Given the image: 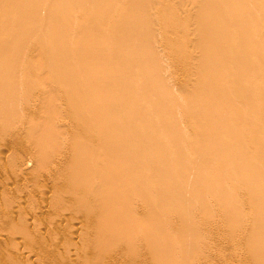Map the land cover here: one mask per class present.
<instances>
[{
    "label": "rangeland",
    "instance_id": "374dc122",
    "mask_svg": "<svg viewBox=\"0 0 264 264\" xmlns=\"http://www.w3.org/2000/svg\"><path fill=\"white\" fill-rule=\"evenodd\" d=\"M1 2L2 1H5V0H0ZM7 1V0H6ZM10 1V0H9ZM144 1V0H143ZM147 1V0H146ZM160 1V0H159ZM166 1H168V0H166ZM165 1V2H166ZM173 1V0H172ZM176 0H174L173 2H175ZM186 0H180L179 2L177 1V3H181V2H183V3H185V5L187 6H190L189 4H187L188 3V0H187V3L185 2ZM145 2V1H144ZM149 2V1H148ZM148 2H145V5H144V3L141 1V3H143V4H141L140 6H141V8L142 7H147L146 6V3H148ZM156 2V3H155ZM161 2H163V0L161 1ZM160 2V3H161ZM150 3H152L151 4V6L149 5ZM176 2H175V4H173L174 6H176V5H178ZM182 3V4H183ZM1 4V6H3V9H5L6 8V6L5 5H3V4H5V2H2V3H0ZM149 6L147 7L149 10H148V15H150V14H152V15H150V18L152 17V19H153V17L155 18V19H153V21H155V24L156 23H159V21L161 20L162 22H160L161 24H162V26H163V23H165L166 25H168L169 24V22L168 21H171V23L173 24V22H174V24H173V26L175 25L176 26V24H175V22L176 23H178L179 22V20L181 19V17H182V15L184 14V12H186L188 9H186V11H183L185 8H186V6L184 7V5H182V4H179V5H182V7L184 8H182L181 6L179 7V6H177L178 7V10H181V13H178L177 11H176V15H177V17H175L174 18V20L175 19H177L180 15L179 14H182V11H183V14L180 16V18H178V22H177V20H170V19H168V21H167V23H166V21H163L162 19H164V17L165 16H163V18H162V14H163V12H162V10H160L159 11V9L161 8L162 9V5L163 4H160V5H156V4H159L158 3V0H153V2H149ZM171 4H172V2H171ZM142 5H144V6H142ZM156 6V8H157V6H160L158 9H155L154 10V8H155V6ZM14 6H16V4L15 5H13L12 7L14 8V9H16V10H12L13 12L15 11H17L16 13H18L19 11H18V8H19V10H20V7H18L17 8V6H16V8L14 7ZM18 6H19V4H18ZM139 8H140V6L139 5H137ZM187 6V8H189ZM247 6L250 8V12H253V11H258L260 14L262 13V11L264 12V4H263V0H247ZM10 7H11V5H10ZM10 7H9V5L7 6V12L9 13V15H8V13H5V15L2 13L1 14V12H3V11H6V10H1V8L2 7H0V10H1V12H0V14H1V16L3 15V17H1L0 16V19L1 18H3V20H4V16H5V20L6 21H2L3 22V24H1L2 22L0 21V28H2V25H3V27H4V32H2V34H5V37L7 38L8 36H13V37H15V36H18L17 34H15V36H14V34L13 35H11V33H13L12 32V30L13 29H16V27H17V29L19 30L20 29V27L21 28H23V23H27L28 22V24L31 26L29 29L30 30H28V28L27 27H29V26H27L28 24H26L25 25V28H24V30H26V28H27V32H25L23 29H20V31H21V33H23L22 31H24V35H26V39H24V37L21 35V33H19V31L17 30V32H18V34H19V37H21V38H18V37H16L15 39H17L16 41L14 40V38L13 37H8L9 39H11L12 40V43L13 44H15V46L13 45H7V46H3L4 44V42L6 41H4L3 43H2V45H1V43H0V73H1V71H2V73H4L5 75H6V73L8 74H10V71H13V70H15V72H17L16 71V69L18 68V67H20L21 69H22V67H24L23 69H24V72L22 73L21 71H23V69L20 71V73H22V74H18V72L16 73V74H14V76L16 77L17 76V78H16V81H18V79H23V78H25V77H27V78H25V79H23V84L25 83L24 82V80H26V83H25V85H23L22 83H21V80H19L18 82H16V81H14V80H11L12 79V77H13V74H12V77L11 78H8L9 76H11V75H9L6 79L3 77V78H1L0 80L1 81H5V83L4 84H1V81H0V85L2 86H0V90L1 89H4L5 88V92L3 91V90H1V91H3V93L2 92H0V95H1V93L3 94V96H0L1 98H0V116H2V119H0V252L2 253V254H0L1 255V257H3V258H1L0 257V262L3 264V262H5V264L7 263V261L6 260H4V258L6 257V259H8V256H9V258H10V260L8 259V262L9 261H11V263L12 264H93L94 262V264H192V263H194V264H252L254 261L253 260H251V262H250V259H249V261H248V258L249 257H251L252 255H249L250 254V252H248L249 250L247 249V248H249V247H246L247 245H245L246 243H244V241L246 242V240H247V237H249V239H251V237L252 238H254L253 236H255L256 237V235H257V233H258V231H261L262 230V227H263V229H264V226H262V225H264V222H263V224H261L262 223V221H264L263 220V218H264V209L262 208V210H263V212H262V215H260V213L258 214V213H256L257 212V209L259 210V208H261L260 206H259V208H257L256 210H254V208L253 207H258L257 205H259V203L260 204H262L263 205V207H264V194L261 192L262 190H263V192H264V183H260V184H256V183H251V185H250V187H251V189H249L250 187H248L249 186V184H248V182L250 181V180H247L246 181V178L248 179V177H245L244 178V176L245 175H235V176H231V178L229 177V175H228V177H229V179H227L226 178V181H224V178H223V175L221 176V174H219V171L217 170V167L215 166L216 164H214V162H217V160L219 161V157H217V159H216V161L214 160V159H210V160H212V162L210 163V160L209 161H205L206 163H208V165H209V169L211 170V173L213 172L212 171V168L214 169V172L213 173H215V171H218V173H215L214 175H217L218 177H215V176H213V175H211L212 177H211V179L213 180V179H217L218 178V181H214V184L216 185V183L215 182H217V183H222L221 184V191H223V189H225L226 190V192H229L230 193V195H231V200H232V196H233V203L232 202H230V199H229V197H228V195H229V193H227V194H225L226 192H225V190L223 191V192H225L224 193V195H227V198L229 199V202L228 201H226L227 199L225 198H220L221 197V195H217V194H221V193H219V188H218V193H217V191H214L213 189H211V188H213L214 186V184H213V182H212V180L210 179V171H209V169H208V171H207V173H206V176H205V173L203 172V168H204V170H207V169H205V168H208V165H204V164H206V163H201V164H203L205 167H203V165H201V167H199L200 169H199V173H200V175H199V173L198 172H196L195 171V169L196 168H198V166L199 165H196V167H195V169L194 170H192V167L190 168V166H188L186 163L184 164V162L185 161H183L182 160V164H180V162L179 161H177L178 162V164H180V167H182L183 165H187V168H185L184 166L182 167L184 170L186 169V171H187V169H188V172H189V170H190V172H189V174H187L188 172H185L183 169H181L182 171H184V172H182L181 171V173H183L182 175H184V173H185V175L182 177V175L181 174H179V172H178V174H177V172L176 173H172V172H174L175 170H172V169H170V167L171 168H173V167H176L177 168V162L176 163H174L173 161H175L176 159L174 158V156L175 157H178L177 155H178V153H179V149H180V151L182 152H187L184 148H180V147H182V146H176L178 143H179V141L183 144L184 143V141L187 139L188 140V133H187V131L188 132H192V131H189V130H191V127H186V130H184V132H186L183 136L184 137H177L178 139H176V138H174V137H172V139H173V141H172V139H171V141H170V139H169V141H167V140H165V138L164 137H168V138H170L171 137V134L172 133H168L167 135H169V136H164L163 138H164V140H161V142H163V143H166L165 145H166V147H165V145L163 144V146L165 147H162V148H160V143H159V147L158 146H156V147H158V149L160 148L161 150H158L156 147L153 149L152 147V149L150 148H148V146L146 147V145H145V147H143V148H147V150L145 151L146 153H148L149 152V154H150V151H148V150H151V152L152 153H154L155 155H156V158L158 159L159 158V162H160V160L161 159H163V156L164 155H168V159H169V157H170V155H171V157L170 158H173V159H175V160H173L172 161V159H171V163H168V165H166L167 164V161H168V159H167V157L165 156V158L164 159H166L167 161H165L164 159L161 161V162H163V164L160 166V164L158 163V160H156V158H155V156H154V154H152L151 153V155L152 156H154L153 158V160L155 161V164L157 165V166H160V167H156V165L154 164L153 165V167H151V168H154L153 170H155V171H153L152 169V173L154 172V174H155V178H154V176H150L152 179H155V180H152L151 178H149L150 180H152V182L154 183H152L150 180H148L147 178H145L144 179V172H143V174H142V171L138 168V166H136L135 165V167H133V166H131L133 169H135L136 167V169L133 171V170H130L131 172H136V174H133L132 173V176H130V173H127L128 174V176H130L131 178L132 177H136V175H138V173L141 175H139V176H137L138 177V179L140 178V180L143 178L144 180L143 181H137V183L134 181L135 179L137 180V178H135V179H133L132 178V180H133V182H135L136 184H137V187L140 185V183L141 182H143L142 183V185L144 186V187H146L145 185V181H150V184L152 183L154 186L157 184V185H160V187H158V186H155V187H157V188H155L154 187V189L156 190V194H154V192H153V186L151 187V185H149L148 186V183H147V186L149 187V188H152L153 190H152V194H153V196L155 195V198H153L155 201H156V204H157V202H158V200H159V198H160V201L162 200V202L165 200V202H163V203H159L158 202V206L156 205V207L157 208H154V204H155V202H154V204L152 203L151 205H154V206H152L151 208H152V211H150L148 208H147V205H139V201L138 200H140V198H139V196H138V204H137V207L135 206L136 205V203L135 204H133L132 206H130L128 203L130 202V201H128V203H127V205H129L130 207L129 208H132V210L130 211V209L128 210V211H130V212H133V209H134V213H133V216L135 217L136 215H135V213H137V215H139L140 217H142V215H140V211H141V214H143L142 212L146 209V211H144L145 213L143 214V215H145V214H147V212H151V219L152 220H154V225L153 224H150V221H151V223L153 222L150 218H148L147 216L145 217V218H147V219H150L149 221L146 219V221L147 222H149L147 225H148V228H149V224H150V226L152 225V229L151 228H149V229H147V230H149L148 232H151L152 233V231L151 230H153L154 229V227H155V229H157L156 230V232L154 231V235H156L155 236V240H153L152 241V239H154V238H152V235L153 234H151V237H149L147 234H149V233H147V234H145V232H143V234H145L144 236H143V234H141L142 236H139L138 235V231L136 230V228L134 227L133 228V226H137V224L135 225L133 222L134 221H131V220H129L132 216L131 215H129L128 213H126V212H124V213H126V214H128V220L129 221H131L130 223L133 225L132 227H131V225L129 224H127V222L129 223V221L128 220H126V219H124L123 218V215H121L122 217V221H124L125 220V222H124V224L122 223L121 224V226L120 227H126V226H128V228L129 227H131V231L133 230V229H135V231L137 232V234H136V232H135V234H136V237L135 238H133V239H135L134 241L135 242H133L132 243V246L134 247V251H132L133 249H131V243L129 244V248H130V250L128 249V247L126 246V242H125V240L124 239H126L125 237L126 236H124V238H123V235L121 236V235H119L120 237H122L123 239H121L120 237V239L121 240H123L122 242H124L125 244H124V246L122 245V244H119L120 242H115L117 239H114V237H112L114 234H116L114 231V229H112V231L113 232H111V230H110V232H109V229H108V232L107 231H104V232H106L105 234L102 232L103 230L101 229L102 227L101 226H103V225H105V226H107V221L106 220H108L109 218H107L106 219V215H103L102 214V212H101V210L97 207V206H100V200H98V199H100V198H102V197H96V198H98V199H96V205H97V202H99V204L97 205V206H95V205H93V203L95 204V202H92L93 200H94V198H95V196H98V195H96L97 194V190L96 189H93V190H96V191H93V192H91L92 194H95V196L93 195V197L94 198H92V199H90L91 197H89V196H91V195H88L90 192H88V193H84V191L83 190H85L84 189V187L82 186V185H84L83 183H82V189H80V185L78 184V183H81V181H79L78 179H76V178H79V179H81L80 178V176H84V175H82L83 173H82V169L83 170H86V169H88L87 167H86V169H84L83 167H77L76 169H80L81 168V170H79V171H77L76 170V174L78 173V174H80V171H81V175L79 176L78 174V176L79 177H77V175L75 176V175H73V176H71L72 175V172L74 171L75 172V167H73L74 168V170H72L71 171V169H73V168H71L70 169V171H69V165L67 164L66 165V162L68 161L69 162V160H70V165H71V159L70 158H73V152H74V148H76L77 150H79L80 148L79 147H85V148H87V146H89V145H91L92 144V142L89 140V142L91 143V144H89V142H88V140H87V138L89 137V139L91 138V137H93V136H91L90 134H88V135H90V136H88L87 138H86V135H82V133H84V129L83 128H85V129H87V132L88 131H90L92 128H86L85 126H86V123L88 124L89 122L90 123H93V124H90V126H92V127H94V129H95V131L94 130H92V132H90V133H93V134H95V132H98L99 130L100 131H102L103 129H105L104 131H102V133H104L105 134V139L103 138V140H104V142H105V140L106 139H110V137H112V134L111 133H113V130H114V128H112V129H110V130H112V132L109 130V128H111V127H107V126H112V125H115V124H110V122H111V120H112V122H114V123H116V122H118L119 121V125H121V122H120V120H118V121H116L115 122V120H113L112 118H116V117H118V115L119 114H117V112L116 111H118L117 109H115V110H113V106L115 107V108H118V109H121V107L120 106H122V104H123V102L121 101L122 99L121 98H119V94L118 93H120V91L118 92H113L112 93V89L110 90L109 88H108V84H110L111 86H114L113 85V83H112V81H113V79H114V81H116V82H118L116 79H118V77L117 76H119L120 78L123 76V78H124V76H125V74H126V76L127 77H130V78H132L133 76H131V74L128 72V71H131V66L128 68V69H130V70H127V68H126V70L124 69H121V76H120V73L118 72L119 70H117V69H119V68H121V66H119V64H121V62H122V59L123 58H126L127 56H131L132 57V55L131 54H129V53H126L124 50L122 51L121 49V51L122 52H125V53H119V54H121V55H119L118 56V53H117V51H115L116 50V48H113L111 45L110 46H108V42H110V43H112V39L110 38H107L109 35H110V31H111V28H110V26H111V24H109V23H112L111 21H113V20H115V19H113V20H110V22L108 21V19L106 18V22H102V21H100L99 20V22L100 23H103V24H95V27H96V29H95V27H93L94 25H91L95 30L93 31V30H91L92 29V27L90 28L89 26H88V29H90L91 30V33H92V36L94 37V38H96V40L97 41H94V42H97V43H99V44H97L98 45V50H99V48L100 49H102L101 48V42L102 41H105L106 40V38H107V40H110V41H108L107 42V40H106V43L107 44H105L106 46H105V48H103L104 49V51L103 50H100V51H97L98 53L99 52H102V53H100V54H103V55H101V56H99L98 57V60H99V58H100V60H102L101 58H103V57H105L106 56V50L105 49H107L108 47L110 48H112V50H108V54L110 55L111 53V55H110V57H109V55L107 54V56L108 57H106V58H104L105 59V64L103 65V64H101V65H103V66H106L107 68H105L104 69V67H102L101 66V68H103V69H101V68H98V67H100L99 65V63L98 62H100L101 63V61H97L96 59H97V57L96 56H94V57H96V59L95 58H93V56H91L90 55V53H89V55L91 56L90 58H93V59H90L89 58V56H87V54H86V52H85V55L87 56H83V58H85V59H83V58H81V59H83V60H86V58H87V61H91V60H94L95 62H97L96 63V65L98 66V67H96L95 66V68L98 70H103V72L101 71H99L98 73H95L96 74V76L95 77H98L99 78V81H97L96 79H98V78H95L92 74H94L93 72H95V71H93L94 69L92 68L93 66H94V64H93V62H91V64H93V66H91V68H92V74H90L89 72H90V67H89V65H88V67H89V72L87 71H85V69H86V66H85V68L83 67V68H81V67H76V65L78 64V63H74L73 65H75V67L73 66L72 67V64H70V65H68L69 63H71V61H72V56L75 54V53H78V51L76 50V48L77 49H79L77 46L75 47L72 43L70 44L69 42H71V41H73L74 39H76L77 38V40L75 41L74 40V42H76L77 43V41H79V38L80 37H82V38H84L83 40L86 42V47L84 48V51H87V53L88 52H91V51H93L96 47H94V42H93V45L91 44L90 45V47L88 46L89 45V42L87 41V37H83V36H81L82 34H80V37H79V31H76V32H74V31H72V30H66L67 31V34L70 32V33H72V35H67L65 32H63V33H65L66 34V36H65V34H61L62 35V37H61V35L59 34L58 36L60 37H58V40L59 41H57V39H56V42L54 41H52V39L54 40V38L51 36L50 38H52V39H47V33L48 32H46L45 33V31H44V33H45V37H46V39H45V37H44V35H43V37H42V39H38V38H41V36L40 35H38V34H40V33H36V35H38L37 36V38H36V35L34 36V34H35V32H34V34H33V31L36 29H34V25H35V27H37L36 26V24L37 23H35V24H33V23H30V22H33V21H27V18L26 19H24V20H26L27 22H25L22 18H21V22H22V24L20 23V18H18V19H16L17 20V22L15 23V19L13 20V22H14V24L16 25L17 23H19V24H17V25H20V26H17L16 25V27L14 28H12L11 26V29H9V25H11L12 23H10L12 20H10V18H9V20H8V16L9 17H12V14L14 15V13L13 12H11V10H10ZM176 7V8H177ZM147 8L145 9V8H143V9H145V10H147ZM190 8H192V7H190ZM10 11H9V10ZM12 9V8H11ZM48 9H50V8H48ZM47 9V10H48ZM183 9V10H182ZM47 10H45V12L47 11ZM52 10V9H51ZM51 10H49V13H51L50 11ZM145 10H141L140 11V14L142 13H146V11ZM191 10H193V9H191ZM21 11V10H20ZM75 11V10H74ZM126 11V10H125ZM154 11V12H153ZM52 12H54L53 10H52ZM153 12V13H152ZM180 12V11H179ZM190 12V10L187 12V13H189ZM192 12V11H191ZM190 12V14H193V13H191ZM194 12V11H193ZM15 13V14H16ZM48 12H46L44 15H47V14H49ZM75 13V12H74ZM76 13H77V11H76ZM129 13L131 14V12L129 11ZM144 13V14H145ZM160 13H162L161 15H160ZM187 13H185L184 15L185 16H187L188 14ZM199 13V9H198V12H196V10H195V12H194V15H189V16H187L186 18H183V21H182V25H180L181 24V22H179L178 23V26L179 27H181L182 29H183V25H187V26H189L191 23L192 24H194V23H196L197 21H195V22H193L194 21V18H193V16L196 18V16H195V14H198ZM6 14L8 15L7 17H6ZM52 15L54 14L55 15V12L54 13H51ZM50 14V15H51ZM81 16H82V18L81 17H77V19L76 18H74V19H76V20H78V19H83L82 20V23H83V21H84V16L81 14V12L79 13ZM78 14V15H79ZM84 14V13H83ZM126 14V13H125ZM143 14V15H144ZM50 15H47V16H45V19H47V17L49 18L50 17ZM52 15H51V17H52ZM75 15V14H74ZM96 16V15H95ZM95 16H93V17H95ZM126 16V15H125ZM198 16V15H197ZM50 17V18H51ZM92 17V18H93ZM96 18V17H95ZM99 18V16L97 17V19ZM142 18V17H141ZM140 17L138 18V19H135L133 22H132V25H137V23H138V25L139 26H141L142 24H143V20H145V16L143 17V20L141 21L140 19H141ZM191 19V23L189 24V22L190 21H188V19ZM73 19V20H74ZM94 19V18H93ZM124 19L125 18H123V21H124ZM159 19V21H157V20ZM186 19V20H185ZM189 19V20H190ZM24 22H23V21ZM49 20V19H48ZM75 20V21H76ZM103 20H105V19H103ZM195 20H197V18L195 19ZM8 21V22H7ZM45 21V22H44ZM44 21H41V24H40V22H38V24L37 25H39V26H41L42 25V22H43V25L44 24H47V20H44ZM141 21V22H140ZM186 21H187V23L188 24H185L186 23ZM8 23V27H7V25L5 26L4 25V23L5 24H7ZM109 22V23H108ZM10 23V24H9ZM81 23V22H80ZM134 23V24H133ZM169 24V26L171 27V28H169L168 26V30H166V32H165V30H164V28H166V26L165 27H159V25H161V24H156V26L158 25V27H156V31H155V34H157L156 36H155V38L156 37H158V39L160 38V41L162 40V38H165L166 36H165V34H168V33H170V31H169V29H172V30H174V29H176L178 26H176V27H172V24ZM13 24V25H14ZM109 24V25H108ZM258 26H259V28L262 26V21H258ZM42 25V26H43ZM98 25H99V27H100V25H102L104 28H102V29H108L107 28V26L110 28V30H107V36H106V38H102V34H106V33H103V31H99V29L101 28H98ZM196 24H194V25H190L191 26V28L193 27L194 28V26H195ZM27 26V27H26ZM81 27L83 26V25H80ZM8 28L9 29V34H7L8 33V30H7V33H6V31H5V28ZM19 27V28H18ZM33 27V31L31 30V28ZM45 27V26H44ZM112 27V26H111ZM185 27V26H184ZM189 28V27H188ZM189 29L190 30V32H192L193 31V34H195L196 32H194V31H196L195 29ZM2 29H0V32L2 31ZM87 29V30H88ZM98 29V31L96 32L97 34H95V31ZM16 30H14V31H16ZM90 30H88L89 32H87V34L89 33V36L90 37H88V39L89 38H91V35H90ZM101 30V29H100ZM164 30V31H163ZM29 31H32V33H29ZM69 31V32H68ZM72 31V32H71ZM176 31V30H175ZM179 31H181V29L179 28V29H177V31L176 32H174L173 33V31H171L172 33L171 34H173L172 36H174V37H176L175 36V33L177 34ZM185 30H183V31H181V32H179L182 36H184V34H185V37L186 36H188V33H189V31H188V29H187V31H185ZM17 32H14V33H17ZM74 32V33H73ZM100 32V33H99ZM109 32V33H108ZM115 33L114 31H111V35H116L117 33H115V34H113V33ZM163 32H165V34H163ZM184 32V33H183ZM188 32V33H187ZM27 33L29 34V36H30V34H33V36L34 37H30L31 38V40H29L27 37H29L28 35H27ZM43 33V34H44ZM75 33H76V37L74 36L75 35ZM179 33H178V35H179ZM256 33H259V30L256 32ZM94 34L95 35H99V38H98V36H94ZM170 34V35H171ZM187 34V35H186ZM192 34V33H191ZM192 34V35H193ZM0 35H1V33H0ZM6 35H8V36H6ZM52 35V34H51ZM165 36V37H163V36ZM170 35H167V40L165 39V41H167L166 42V44H165V42H163V40L159 43L157 40H155L154 42H155V44H157L158 46H160L159 48H163L162 49V52H161V49H159V51H158V49H156V48H158V46H156L155 44H154V42L151 44V42H150V40L149 41H147V43L148 44H145V45H148L149 46V42H150V46L149 47H152V49H151V51L153 50V49H156L158 52H157V54L159 53L160 54V56H159V58L161 57V56H166V57H161V61H162V63H164V65L165 66H163V70H164V68H165V70H167V71H162V72H164V75H165V72H167V73H169L168 75H170L169 76V79H164L165 77L166 78H168V76H163L162 78L164 79V81H166V83H167V80H169L168 81V85L169 86H172L171 84H173L174 86L176 85V87L174 88V87H172V88H174V89H181V86H184V84L186 83L187 84V86H186V84H185V86H186V89H185V91L187 90V88H188V90H189V88L190 87H192L193 88V86H194V84H196V82H195V77L196 76H193L194 74V70H192L191 68H193L195 65L194 64H196L197 63V58H196V60H195V56H196V54H198L197 55V57L199 56V53H197V51H195L194 53L195 54H192V53H190L191 52V50L193 49L191 46H193V45H190L191 43H193L194 44V42H195V44H196V41H197V39L195 40L194 39V37H195V35L193 36V38H191V39H193L194 40V42H193V40H191V39H188L187 37L185 38V37H180L181 35H179V37H180V39L179 40H181L182 38V41H183V43H185V45L187 46V51H186V53H184L183 55H185V58H183L184 56L183 55H181V57L184 59V60H178L177 59V61H179L178 63H180L181 61H183V63L181 62V64H183L182 66H181V64H180V67H182V68H177L178 66H177V61H176V56L175 55H173L172 54V47H173V43L171 42V39H172V41H173V39H174V42H180L177 38H178V36H177V38H170L171 36ZM49 36V35H48ZM53 36H55V34L53 35ZM70 36H72L73 37V39L72 40H70ZM105 36V35H104ZM112 36V38H114ZM170 36V37H169ZM214 36V35H213ZM2 37V39L0 40V42H2L5 38H4V36L2 35L1 36ZM0 37V38H1ZM56 37H57V35H56ZM64 37H65V39L68 41H66L65 43H67L66 45H65V43H64V47L67 49H69L68 51H70L71 49L70 48H73L71 51L73 52V51H77V52H73V55L72 56H68L70 59H71V61L69 62L68 61V63L66 64V67H67V69L68 70H70L69 72L70 73H72V74H74L73 76H72V74H71V76L72 77H77L78 78V76L80 77V81L78 82H74V81H76L75 79L73 80V78H72V80L71 79H69V78H71V76L69 77L68 75H67V69H64L65 71V76H67V77H65L64 76V72H63V75L61 74V71H60V73L59 74H57L56 72V75H55V73L53 72V70L52 69H54L53 67H51V65H52V63H53V65L55 64V69L59 66V64H61V63H63V61H65V59H67L68 60V58H64V60L62 61V57H63V54H64V52L63 53H57V52H55V51H57L58 49H60V51H61V49L63 50V48L64 47H62L61 48V46L63 45V43H62V45H60L61 43H60V41L62 40V39H64ZM68 37V38H67ZM71 37V38H72ZM110 37V36H109ZM153 37V36H152ZM152 37H150V38H152ZM162 37V38H161ZM189 37H191V35L189 36ZM196 37H198L197 35H196ZM195 37V38H196ZM4 38V39H3ZM7 38V40H9ZM93 38V39H94ZM149 38V39H150ZM154 38V39H155ZM168 38H170L169 40L170 41H168ZM185 38V39H184ZM257 38V37H256ZM22 39H24L26 42L27 41H29V42H27L28 43V45H30V44H32V45H30L29 47H32V48H29V49H23V50H21L22 48H24L26 45H27V43L26 42H23V43H26V45L25 44H23L22 43ZM61 39V40H60ZM92 39V40H93ZM101 40V42L99 41L98 42V40ZM103 39H105V40H103ZM153 39V38H152ZM151 39V40H152ZM177 39V40H176ZM191 40L192 42H190V44H189V42L188 41H186V42H188V43H186V42H184V40ZM23 40V41H24ZM80 40H81V38H80ZM95 40V39H94ZM50 41V42H49ZM89 41H90V39H89ZM9 41H6L5 42V44H7ZM61 42H63V41H61ZM73 42V43H74ZM144 42H146V40H144L142 43H144ZM171 42V43H170ZM30 43V44H29ZM51 43V44H50ZM53 43H57L56 45H54ZM75 43V44H76ZM79 43V42H78ZM77 43V44H78ZM91 43H92V41H91ZM164 43V44H163ZM170 43V44H169ZM10 44V43H9ZM22 44V45H21ZM72 45L71 47H69L68 45ZM102 44H104V42H102ZM188 44V45H187ZM194 44V45H195ZM197 44H198V42H197ZM24 45V46H23ZM28 45H27V48H28ZM55 46V50L53 49V48H51L52 46ZM57 45H59V46H57ZM97 45H95V46H97ZM100 45V46H99ZM152 45V46H151ZM165 45V46H164ZM166 45H171L169 48H167L166 47ZM190 45V46H189ZM19 46V47H18ZM22 46V47H21ZM36 46H37V48H36ZM57 46V47H56ZM91 46H93L94 47V49L92 50V47ZM147 46V47H148ZM154 46H155V48H154ZM197 46H199V45H197ZM197 46H194V48L195 47H197ZM2 47H5V49H3ZM11 47V48H10ZM21 47V49H19V50H17V48H20ZM34 47V48H33ZM88 47H89V49H88ZM148 47V48H149ZM188 47H190L191 48V50L189 49L188 50ZM41 50V51H39L38 52V50L39 49ZM64 48V51L66 50ZM108 48V49H109ZM166 48V49H165ZM9 49H11L12 50V52H10L9 51ZM33 49V50H32ZM38 49V50H37ZM50 49H52V51L53 52H51V50ZM57 49V50H56ZM91 49V51H89ZM97 49V48H96ZM134 49L136 50V47L134 46ZM167 49H171V51H164L163 52V50H167ZM196 49V48H195ZM17 50V51H16ZM25 50V51H24ZM29 50H31L32 52L34 51V53L32 54V52L31 51H29ZM83 50V49H82ZM81 50V51H82ZM148 50V49H147ZM23 51V52H22ZM31 52V54L29 53L28 54V52ZM50 51V52H49ZM59 51V52H60ZM79 51H80V49H79ZM80 51V52H81ZM111 51V52H110ZM132 51V50H131ZM154 51V50H153ZM17 52V53H16ZM25 52H27V53H25ZM49 52V53H48ZM67 52V51H66ZM72 52L70 53V54H72ZM83 52V51H82ZM94 52H95V50H94ZM93 52V53H94ZM97 52H95V53H97ZM120 52V51H119ZM150 50H148V53H147V51H146V56L147 57H149V58H152L153 57V55L156 53H152L151 52V54H153V55H150ZM165 52H170V54H172V55H170L169 56V58L170 57H172L173 56V58H174V60H175V62L174 61H172V59L173 58H171V59H169L167 56L169 55V53H168V55H167V53L166 54H163V53H165ZM192 52H193V50H192ZM198 52H199V49H198ZM12 54V53H14L15 55L13 56V57H11V58H9V54ZM50 53H51V56H50ZM57 53V54H56ZM67 53H69V52H67ZM67 53H65V54H67ZM92 52H91V54H93ZM94 53V54H95ZM104 53H106L105 54V56H104ZM114 53H115V55H114ZM116 53H117V55H116ZM189 53L190 54H192L194 57H192V58H194V59H191V57H190V55H189ZM28 54V55H27ZM56 55V57H57V60L54 58L55 57V55ZM60 55L61 56V58H58V57H60V56H57V55ZM70 54H68V55H70ZM83 54H84V52H83ZM124 54H126L125 56L126 57H123L124 56ZM9 55V56H8ZM13 55V54H12ZM53 55H54V57H53ZM96 55V54H95ZM145 55V54H144ZM29 56H33V57H29ZM79 56L81 57V55H79L78 54V58H79ZM117 56H118V58H117ZM123 57L121 60H120V57ZM129 56V57H130ZM51 57H53L56 61H54L53 60V58H50ZM66 57H67V55H66ZM76 57V55H74L73 56V58H75ZM176 57V58H175ZM180 57V58H181ZM186 57H187V59H186ZM190 57V58H189ZM77 58V57H76ZM76 58L74 59V61L75 62H78V61H76ZM89 58V59H88ZM128 58V57H127ZM134 58V60H135V57H133ZM145 58V57H144ZM162 58H165V59H167L166 61L165 60H162ZM188 58L190 59V60H188ZM22 59V61H20V60ZM61 59V61H59V60ZM69 59V60H70ZM80 59V58H79ZM81 59H80V61H81ZM103 59V60H104ZM117 59V60H116ZM169 59V60H168ZM102 60V62L104 63V61ZM108 60L110 61V63H108ZM121 62H120V61ZM190 61V63H189V65L191 64V61L194 63H192L194 66H192V67H189V65H187V61ZM17 61H19L20 62V65L19 64H15V63H17ZM52 61V63L50 64V62ZM54 61V62H53ZM58 61L60 62L59 64H58ZM73 61V62H74ZM86 61V63H88ZM117 61H119V63H117ZM164 61V62H163ZM230 61V60H229ZM228 60H227V63L229 62ZM18 62V63H19ZM21 62H22V64L24 65H21ZM57 64H56V63ZM67 62V61H66ZM66 62H64V63H66ZM83 62V65H86V64H84L85 62L84 61H82ZM94 62V63H95ZM115 62L117 63V65H115ZM233 63V64H232ZM89 64H90V62H89ZM191 64V65H192ZM231 64L232 65H234V60H232L231 61ZM231 64H227V66L228 65H230L231 66ZM18 65V66H17ZM48 65H50L49 67H48ZM57 65V66H56ZM64 66V68H66L65 67V64H61V66ZM69 67H68V66ZM80 66H81V62H80V64H79ZM78 65V66H79ZM115 66H119V68L118 67H115ZM136 66V65H135ZM142 66V65H141ZM140 66V67H141ZM186 66V67H185ZM196 66H197V64H196ZM195 66V67H196ZM229 66V67H230ZM17 67V68H16ZM72 67V68H71ZM132 67H134V65H132ZM137 67L138 66H136L135 68H134V72H135V74H137L138 76V79L141 77V76H143V78H140V79H144V75H145V73H147V72H145L144 73V65L141 67V68H139L140 70H141V72L143 71V74L140 72V70L139 69H137ZM184 67H185V70H186V72H188L187 71V69H189L190 68V71L192 70L193 72H190L191 74H193V75H191L190 73L189 74H186V72H184L185 70H184ZM187 67H189V68H187ZM14 68V69H13ZM60 68V70L63 68V67H59ZM71 68V69H70ZM49 69H51L52 70V72L54 73V74H50L51 72L49 71ZM54 69V70H55ZM95 69V70H96ZM17 70H19V68L17 69ZM57 71H58V69H56ZM105 70V71H104ZM116 70H117V72H116ZM146 70V69H145ZM234 70V71H233ZM233 70H231V71H233V72H235L236 71V68L235 69H233ZM122 71H124L125 72V74H124V72L122 73ZM146 71H148V70H146ZM169 71V72H168ZM97 72V71H96ZM126 72H128L129 73V76H128V74L126 73ZM132 73H134L133 72V68H132V71H131ZM137 72H139L140 74H138ZM229 72H230V69H229ZM229 72H226V73H229ZM232 72V73H233ZM2 73H1V75H2ZM69 73V74H70ZM89 73L90 75H92L94 78H93V80H96L95 82H93V84L91 83L90 85H91V87H92V85L94 86L95 85V89H92V88H90V85H87V86H89V88L87 89L86 88V83L87 82H89L90 80H88L86 77H88L89 75H87V74ZM118 75H117V74ZM158 73H160V72H158ZM166 73V74H167ZM173 73V74H172ZM94 74V75H95ZM231 74V73H230ZM229 74V75H230ZM18 75H22L23 76V78L20 76V78H18ZM52 75V77H50ZM59 75V76H58ZM60 75H61V77H65L66 78V80H65V82L67 83L68 82V80H70V81H72V82H74L73 84H75V85H77L78 83H83V81H86V82H84L83 84H79L78 86H74V85H72V89L71 88H69L68 87V89H67V91H66V89L64 88V89H61L62 87H63V84H65V83H63L61 80H63L64 81V79L63 78H60ZM98 75V76H97ZM117 75V76H116ZM141 75V76H140ZM150 75H154V73H151ZM160 75V74H159ZM162 75H163V73H162ZM227 75V74H226ZM30 76L31 77H33V79L32 78H30ZM53 76H54V80H55V76H56V79H58L57 77H59V80L57 81V80H55V82H56V84L55 83H52V78H53ZM91 76V77H92ZM115 76H116V79H115ZM125 76V77H126ZM136 76V75H135ZM134 76V78H136ZM0 77H2V76H0ZM81 77H82V79L83 80H81ZM14 78V77H13ZM68 78V79H67ZM88 78H90V77H88ZM3 79V80H2ZM15 79V78H14ZM27 79H31V80H28L27 81ZM61 79V80H60ZM87 79V80H86ZM133 79V78H132ZM137 79V78H136ZM137 79V80H138ZM139 79V80H140ZM185 79V80H184ZM50 80H52L51 82H50ZM77 80H79V78L77 79ZM112 80V81H111ZM121 80H122V78H121ZM121 80H120V83H121ZM136 80V81H137ZM138 80V81H139ZM197 80V79H196ZM82 81V82H81ZM107 81H111V82H108V84H107V89H105V88H103V87H105L106 85L105 84H102V82H107ZM126 81V80H125ZM136 81H134L135 83H136ZM187 81L189 82L190 81V83L192 82V83H194L193 84V86L191 85L190 86V83H187ZM28 82V83H27ZM54 82V81H53ZM57 82H62V83H60L61 84V88H60V85L57 83ZM131 82H133V81H131ZM144 82L143 80L142 81H140V84H142V83ZM198 82V81H197ZM70 83V82H69ZM69 83H67V84H69ZM95 83V84H94ZM112 83V84H111ZM120 83H116V85H115V88L117 87V85H120ZM123 83V82H122ZM122 83H121V85H122ZM54 84H55V86H54ZM67 84H66V86H64V87H67ZM88 84V83H87ZM124 84V83H123ZM129 84V83H128ZM132 83H130L129 84V86H127V87H130V85H131ZM134 84V83H133ZM133 84L131 85L132 87H133ZM144 84L145 83H143V86H144ZM181 84H183V85H181ZM103 87H102V86ZM105 85V86H104ZM109 85V86H110ZM137 85V84H136ZM139 85V84H138ZM138 85L137 86H135V84H134V86H135V88L137 87V90H136V92H135V94L137 93V95L140 97L141 96V98H142V96L144 95V93H145V89H146V85L144 86L145 87V89H143L141 86L142 85H140L139 87H138ZM181 85V86H180ZM197 85V84H196ZM200 85V84H199ZM202 85V84H201ZM204 85H206V84H204ZM4 86V87H3ZM68 86H70V84L68 85ZM111 86H110V88H111ZM177 86H178V88H177ZM188 86H190V87H188ZM54 87H55V90H54ZM71 87V86H70ZM85 87V88H84ZM118 87H120V86H118ZM116 88V90L118 89V90H120V88ZM123 86H121V88H122ZM127 87H125L124 86V88H126L127 89ZM198 87V86H197ZM200 87V86H199ZM205 87V86H204ZM59 89V91L57 90V89ZM134 88V87H133ZM151 87H149V89H148V87H147V89L149 90V92H150V89ZM185 87H183L182 89H181V92H183L182 90L184 89ZM69 89H70V91H74L73 92V94H72V92H71V94L72 95H75L74 93L76 92L77 94H76V97L78 98V100L76 99L75 101L76 102H78V104L75 102L74 103V99H73V104H71L70 106H68V104H70V103H68L67 104V102H69V100H71V99H69V100H66L65 101V97H69V98H71L72 97V95H71V97L70 96H68L69 94ZM87 91V93L85 92V90ZM90 89V91H88ZM91 89L94 91V90H96V91H94L95 93H92L91 94V96H95L97 99H99L98 97H100L101 95L103 96V98L106 100V97L110 94V93H112V94H110V95H112V96H110V97H108L107 99H109L107 102L109 103V102H111L112 101V104H113V102L115 101V103H116V101H119V102H117L116 104H114V105H112L111 103H110V105L112 106V113H114L113 111H115L116 112V114H117V116L115 115V113L114 114H112L111 112H110V109L108 110V107H106V103H105V107L107 108V110L105 109V107L104 108H102V104L104 103V102H102L101 104L100 103H97L96 101H97V99L95 98V97H92V99H91V97H90V93L92 92L91 91ZM110 90L109 91V94H107V96H106V94H104L107 90ZM114 89V88H113ZM126 89H123L122 88V92H124ZM132 88H128V90L129 91H126V92H130V90H131ZM146 89V90H147ZM191 89V88H190ZM194 89H196L195 88V86H194ZM193 89V90H194ZM200 89V88H199ZM198 89V90H199ZM205 90H206V88H204ZM203 89V90H204ZM66 91V92H68V93H66V92H64V91ZM106 90V91H105ZM192 90V89H191ZM190 90V91H191ZM201 90V89H200ZM199 90V91H200ZM203 90H201V91H203ZM58 91V93L56 94L55 92H57ZM105 91V92H104ZM134 91V90H133ZM138 91V92H137ZM189 91V93L188 92H186L187 94H189L190 95V97H191V99L193 98L192 97V95H193V92L191 91L190 92ZM64 92V94L62 95V93ZM104 92V93H103ZM108 92V91H107ZM180 92V93H181ZM6 94V96H5V94ZM17 93V94H16ZM89 93V94H88ZM177 93H179V90L177 91ZM185 92H183L182 93V95L183 94H186ZM192 93V94H191ZM15 95V97L14 96H12V95ZM58 94H60V95H58ZM104 94V95H103ZM133 95H134V92L132 93ZM185 95V97H188V95ZM56 95H58V96H61V98L60 97H58V99L61 101V102H59V100L58 99H56V100H58V102H59V104L61 103V105L60 106H57V101L56 100H53V101H56L55 103H56V107H54V105L52 106V105H50L48 102H51V101H49L51 98H55V96ZM81 95V96H80ZM181 95V96H182ZM10 96H12L13 98H11L12 99V102L13 103H15L16 105H19L20 103H21V105H19V108L20 109H15V108H18L16 105L14 106V104H9V103H7V102H10V98L9 97ZM82 97V99L80 98V97ZM184 96V95H183ZM182 96V97H183ZM9 98V101H7V99L6 98ZM64 97V98H63ZM119 98V99H115V98ZM131 97H136V95H134V96H132L131 95ZM15 98V100H13ZM56 98H57V96H56ZM64 100H63V99ZM74 98V97H73ZM93 98H95L96 99V101L95 102H93L94 100H93ZM101 98V97H100ZM113 98H114V100H113ZM6 99V100H5ZM104 99H101V100H104ZM112 99V100H111ZM188 99V98H187ZM190 99V98H189ZM62 100H63V103H62ZM100 100V99H99ZM99 100H98V102H99ZM100 100V101H101ZM111 100V101H110ZM131 100V99H130ZM7 101V102H6ZM132 101V100H131ZM130 101V102H131ZM93 102V103H92ZM128 102H129V98H128ZM19 103V104H18ZM86 103L87 104H90V106L88 107L87 105H86ZM94 103H97V104H95L94 106H95V109L96 110H98L99 108H98V106L99 107H101L100 109L101 110H99L98 112L96 111V113H94L95 112V109H93L94 111L91 113V114H96V115H91L89 112H90V107H93V104ZM118 103L120 104V108L118 107ZM51 104H52V102H51ZM58 104V105H59ZM74 104H76V105H80V108H79V106H78V108L79 109H81V107H82V109H81V111H79L78 109H77V107H75L76 105H74ZM98 104H100V105H98ZM132 104V103H131ZM240 104V103H239ZM238 104V105H239ZM9 105H12L13 107H14V110H16V111H12V106H11V109H9L10 107H8ZM97 105V106H96ZM117 107H116V106ZM130 105V104H129ZM132 105H134V104H132ZM181 105V106H180ZM179 105V108L180 107H182V102H181V104ZM235 105H237V102L235 103ZM71 106L73 107V108H71ZM107 106H108V104H107ZM187 106H189V104L187 105ZM198 106V105H197ZM239 106H241V104L239 105ZM259 106H261V105H258V107ZM4 107H6L5 109H8V110H3L4 109ZM8 107V108H7ZM87 107H88V109H87ZM169 107V106H168ZM199 108H201V106H198ZM237 107V106H236ZM235 106H234V109L236 108ZM251 107L252 106H250V108L249 109H251ZM254 107H256V106H254ZM262 107V106H261ZM87 110H86V109ZM94 108V107H93ZM110 108V107H109ZM135 108V114H136V116L138 115V109H137V107H134ZM168 111H169V109H170V107L169 108H167V106L165 107ZM164 108V109H165ZM183 108V107H182ZM195 108V109H194ZM193 109L194 110H196V107H194ZM75 109V110H74ZM92 109V108H91ZM102 109H104V110H102ZM165 109V110H166ZM192 109V108H191ZM190 108L188 109V112H189V110H190V112L192 111ZM206 111H207V109H206V107L204 108ZM204 109H200V110H202L199 114H201V116L200 117H202L203 118V116L205 117V119H206V123L205 124H209V128H208V130H207V132L208 133H210V132H212L213 134H212V136H214V138L212 137L211 138V136L209 137V135H211V133L209 134V135H207V134H205V135H207L206 137L208 138V140H209V142H210V140L213 142L214 140H215V138H216V136H215V134L214 133H216L217 132V130L215 131V130H213L212 129V127H210L211 126V124L213 123V121L211 122V124H210V121H211V119L210 118H212V120L213 119H215V126L214 127H216L217 128V122H219L220 123V121H217L216 120V117L215 116H213L212 117V115H210V114H206L207 115V117H208V115H210V118L208 117V119L206 118V116L205 115H203V110ZM238 109H239V107H238ZM241 109V108H240ZM107 112H106V111ZM167 110L166 111H164V112H167ZM198 108H197V112H198ZM199 110V111H200ZM10 111H11V113H10ZM77 111H79V112H77ZM87 111H89L88 113H87ZM92 111V110H91ZM105 111V112H104ZM108 111H109V113H108ZM122 111V110H121ZM205 111V112H206ZM240 111V110H239ZM8 112L10 113V114H8ZM76 112H77V115L80 117V115L82 116V117H85L86 115H91V116H93V118H95L96 116H99V118H102L103 116H104V118L102 119L103 121H100L101 123L103 122H105L104 121V119H106L105 117L106 116H109V117H107V118H110L112 115H115V116H112V118H110V121H109V119H107L106 121H107V123L108 124H110V125H106L105 124V126L108 128H106V127H104V124H102L101 125V123H99L101 126H103L102 127V130L100 129V126L98 125V122H99V120H101V119H99V120H97V121H95V122H97V124H95L94 122H92L93 120V118L91 119L92 121H90V116L88 117V119L85 117V119L84 120H86L87 119V121H85L86 123H85V126L83 125V121L80 123V124H82V125H80L81 127H82V129L83 130H81V127L79 126V122L77 123V127H75L76 126V123L74 122L75 121V119L73 120V118H74V116H76L77 117V115H75L76 114ZM193 112V113H192ZM191 113H190V115H192V117H194L195 115V112L194 111H192ZM204 112V113H205ZM97 113H101L100 115L102 116V117H100V115H97ZM107 115H106V114ZM111 113V114H110ZM121 113V112H120ZM110 114V115H109ZM198 114V115H199ZM185 114H183V116H184ZM189 114L187 115V116H190ZM194 115V116H193ZM197 115V116H198ZM186 116V115H185ZM184 116V118L183 119H185V120H183L184 122V124H185V122L187 123L188 121H190V120H188L187 121V119H189V117L187 118V116L185 117ZM79 117H77V118H79ZM199 117V119L201 120L202 118H200ZM1 118V117H0ZM187 118V119H186ZM191 118V117H190ZM80 119V118H79ZM78 119V120H79ZM83 119H80L79 121H81V120H83ZM97 119V118H96ZM96 119H94V120H96ZM118 118H116V120H117ZM192 119V118H191ZM73 122H72V121ZM77 120V119H76ZM164 120V119H163ZM163 120L162 121H160V120H158V122L160 121L161 122V124L160 123H158L159 125H163V127H162V129L164 128V126H166L165 128H164V130H170L171 129V131H173L174 130V128L176 127V125H175V122H173V120H172V122L174 123L173 125H175V126H171V124H172V122H170L169 123V119H168V121H165L166 122V124L163 122ZM166 120V119H165ZM181 120H182V118H181ZM203 120H204V118L201 120V122L203 123ZM48 121H50V122H48ZM140 121H144V120H140ZM150 121V120H149ZM148 121V122H149ZM171 121V120H170ZM205 121V120H204ZM263 121H264V119H263ZM111 122V123H112ZM164 124H163V123ZM168 122V123H167ZM50 123H51V126H50ZM260 123V122H259ZM73 124V125H72ZM97 125L99 126V127H97ZM116 125H118V124H116ZM79 126V127H78ZM88 126H89V124H88ZM213 126V125H212ZM113 127V126H112ZM115 127V126H114ZM168 127H171V128H169V129H167ZM77 128L79 129V130H81V135H80V131H77ZM187 128H190L189 130L187 129ZM161 129V130H162ZM176 129V128H175ZM193 129V128H192ZM204 128H201V130L203 131V132H201L200 130V132L199 131H197L198 132V134L200 133L201 134V137H199L198 135H197V132L196 131H194V132H196L195 134H196V136H194L193 134H190L191 136H193V137H199V139L201 138L202 139V141H203V139H205L206 137H204L203 136V134L202 133H204V131H205V129L203 130ZM210 129H211V131H210ZM96 130H98V131H96ZM107 130H109L111 133H109L110 135V137H107L108 136V132L109 131H107ZM147 130V129H146ZM198 130V129H197ZM46 131V132H45ZM119 131V130H118ZM170 131V132H171ZM214 131V132H213ZM263 131V130H262ZM45 132V133H44ZM79 132V133H78ZM86 132V131H85ZM139 132V134H141V139H142V141H143V139L144 138H147L148 136H146L145 134V130L143 129H140V131H138ZM138 132L136 133L137 134V140L139 141L138 142V144L140 145L141 144V140H140V135L138 134ZM147 132L149 133V131L147 130ZM168 132V131H167ZM173 132H175V130L173 131ZM48 133V134H47ZM75 133V134H74ZM100 133V132H99ZM102 133H100L101 134V136H102ZM121 132H117L116 133V135H118V136H121L122 134H120ZM123 133V132H122ZM155 133V132H154ZM205 133H206V131H205ZM69 134V135H68ZM84 134H86V133H84ZM100 134H96L93 138H91V139H95V142H93V145L95 144L96 145V143H98V142H96V140H97V138H99V137H97L96 138V136L97 135H100ZM103 134V135H104ZM113 134H115V133H113ZM127 135V133H126V131L123 133V135ZM130 134V133H129ZM143 134V135H142ZM156 134V133H155ZM176 133H173V135L172 136H174ZM74 135H77L76 137H78V135H79V137L81 136V140H83V141H80V143H77V145H79V146H76L75 144H74V142H73V144L75 145H73V147L74 148H71L72 147V138L74 137ZM107 135V136H106ZM146 137H145V136ZM148 135V134H147ZM163 135V134H162ZM185 135H186V139L183 141L182 139H184L185 138ZM189 135V136H190ZM218 135L219 134H217V138H216V141H214L215 143V146H216V144H217V147H215L213 144H212V142L210 143L211 144V146H210V148L213 146V147H215L216 149H214L213 147V150H216V151H218V152H220L221 150H222V145L224 144L223 142H221V143H223L221 146L218 144ZM257 135H259V134H257ZM84 136V137H83ZM114 136V135H113ZM117 136V137H118ZM159 136H161V134L159 135L158 134V137ZM190 136V137H191ZM202 136L204 137V138H202ZM107 137V138H106ZM123 137V136H122ZM149 137H150V133H149ZM190 137H189V139H190ZM65 138V139H64ZM83 138H85L86 139V141H84V139ZM114 137H112V139H113ZM161 138V137H160ZM162 138V139H163ZM180 138V139H179ZM69 141H68V140ZM72 141H71V140ZM73 139H75V137L73 138ZM77 139V138H76ZM112 139H110V140H112ZM176 139V140H175ZM191 139H192V137H191ZM198 138H197V140L198 141H196V145H198V143L200 142V140H199ZM214 139V140H213ZM224 139V138H223ZM223 139L221 140V141H223ZM149 140V138L148 139H146V140H144L143 141V143H146V141H148ZM175 140V141H174ZM178 140V141H177ZM195 140H196V138H195ZM207 140V139H206ZM205 140V141H206ZM225 140V139H224ZM61 141V143H59ZM77 141H78V139H77ZM98 141H102L101 140V137H100V139L98 140ZM115 140H113L112 142H114ZM122 141V140H121ZM141 141V142H140ZM165 141H167V142H165ZM183 141V142H182ZM194 139L192 140V142L189 140V142H191V143H189V142H185L186 144H193L194 142ZM200 142L201 144L203 143V142ZM204 141V143L206 144V142ZM234 141V140H233ZM65 142V143H64ZM66 142L68 143V144H66ZM86 142H88L87 144H89V145H87L86 144ZM103 142V141H102ZM101 142V145L104 143H102ZM108 142L109 143H111L112 144V142H110L109 140H108ZM120 142V141H119ZM177 143V144H175V146H176V148L173 146V144L174 143ZM198 142V143H197ZM64 143V144H63ZM86 145H84V144ZM105 143H107V141L105 142ZM125 145L126 143H124V141L123 142H121V143H119V144H117V145H120L121 147H123L122 145L123 144ZM142 143V144H143ZM148 143V142H147ZM173 143V144H172ZM204 143L202 144V146L204 145ZM60 144V145H59ZM62 144V145H61ZM81 144H82V146H81ZM115 144H116V141H115ZM122 144V145H121ZM195 144H193V145H195ZM201 144H200V146H201ZM208 142H207V147L206 148H208V146L210 145ZM60 146V148H62L63 150L61 151H59L58 153H57V151L59 150V149H57L59 146ZM67 145V146H66ZM71 145V146H70ZM93 145H91L93 148L95 147V145L93 146ZM100 144L98 143V146H99ZM100 145V146H101ZM107 145V144H106ZM106 145H104L103 144V146H106ZM113 145V144H112ZM117 145H115L114 146V149H116L115 150V152L113 151L112 153H114V154H117L115 157H116V160H117V158L118 159H120L121 158V161H122V157H118V155L119 156H121L122 154H120V153H124L125 151L126 152H128V150H127V148H126V150L125 151H123L124 149H122L121 151L119 150V154H118V152H116L117 151V147H119V149H121L120 148V146H117ZM126 145H128V144H126ZM125 145V146H126ZM179 145V144H178ZM181 145V144H180ZM185 145V144H184ZM183 145V146H184ZM246 145L249 147V149H250V151H251V154H256V151H258V152H260V146H258L257 145V143H254V144H250V143H246ZM254 145H256V146H258V147H255V149H257L256 151L254 150ZM129 146V145H128ZM143 146H144V144H143ZM171 146L173 147L172 149H171ZM187 146V147H186ZM186 146H184L186 149L187 148H190V145H186ZM189 146V147H188ZM201 146V147H202ZM233 146V144L231 145V147ZM247 146H244V147H247ZM263 146V145H262ZM261 146V147H262ZM82 147V148H83ZM96 147H97V145H96ZM95 147V148H96ZM192 148L194 147H196V146H191ZM197 147H199V146H197ZM196 147V148H197ZM81 148V149H82ZM98 148V147H97ZM96 148V150L94 149H92L93 151H96V154H97V156H98V154H99V152L101 151L100 150V148H98L97 149ZM105 148V147H104ZM125 148V147H124ZM179 148V149H178ZM234 148H236V147H234ZM234 148H232V149H234ZM253 148V149H252ZM91 149H89V151L91 150ZM111 149V148H110ZM129 149V148H128ZM162 149H171V151L174 153L175 152V150L176 149H178V151H176L177 152V155H174L173 153L171 154V152H169L170 154H165L164 152H163V150ZM218 149V150H217ZM231 149V148H230ZM231 149V150H232ZM243 149H246V148H243ZM249 149H247L248 151H249ZM254 150L255 152H253L252 153V150ZM73 150V151H72ZM76 150V151H77ZM83 150H85L86 151V149H84L83 148ZM91 150V152H93ZM103 150V149H102ZM105 150H107L106 148H105ZM105 150H103V153H104V151ZM108 150H109V148H108ZM107 150V152H105V153H107L106 154V156H108V160L107 161H109V157L111 156L110 154H109V152H110V150L108 151ZM230 150V151H231ZM236 150H238L237 148H236ZM76 151L74 152V153H76ZM80 151V150H79ZM79 151H77V153H79V154H81V153H83V156H82V158L84 157V155L86 154V159H85V157L83 158V159H81L80 157H78V154H75V155H77V157L79 158V159H81V161L83 160L84 161V159H85V164H87L86 163V161H88L89 160V158H88V155H89V153H85L84 154V152H79ZM88 151V152H89ZM99 151V152H98ZM148 151V152H147ZM162 151V152H161ZM168 151V150H167ZM166 151V152H167ZM216 151H215V153H216ZM234 152H236L237 154H239L240 153V151L238 150V151H235V150H233ZM250 151H249V153H250ZM72 152V153H71ZM126 152H125V156H126ZM180 152V154H179V157L182 155V156H184L182 153ZM212 152H214V151H212ZM232 152V151H231ZM243 152L245 153V150H243ZM261 152H262V149H261ZM260 152V153H261ZM263 152H264V146H263ZM262 152V153H263ZM95 152H93V154L92 153H90V155L92 154V155H94V157H96L95 155L96 154H94ZM102 153V152H101ZM101 153L99 154L100 155V157L102 156L101 155ZM130 153V155H128ZM128 154H127V156H129V158L132 156L131 155V152H129ZM146 153H144V154H146ZM158 153H161V154H163V156H161V154H159L158 155ZM233 153V152H232ZM235 153V154H236ZM248 152H246V154H249ZM114 154H112V156L114 155ZM61 155V156H60ZM66 155V156H65ZM69 155V156H68ZM92 155H91V157H92ZM104 155V154H103ZM172 155H174V156H172ZM234 155V154H233ZM65 156V157H64ZM105 156V157H106ZM111 156V157H112ZM192 156V155H191ZM234 156H236V155H234ZM238 156V155H237ZM237 156H236V158H237ZM60 157V158H59ZM63 158V160H62V158ZM75 158H76V156H74ZM90 157V156H89ZM94 157L92 158L93 159V162H94V160H96V159H94ZM115 157H112V158H115ZM178 157V158H179ZM78 158H76L77 160H78V164L79 163H81V161L79 162V159ZM98 158V157H97ZM102 158H103V156H102ZM124 158V157H123ZM129 158H125V160L126 159H128L129 160ZM181 158V157H180ZM177 159V160H181V159ZM183 158V157H182ZM193 158V157H192ZM105 159H107V158H105ZM105 159H102V160H104V161H106ZM131 159V158H130ZM223 158L222 157H220V161L222 160ZM66 160V161H65ZM100 159L98 158V161H99ZM101 160V161H102ZM127 160V161H128ZM205 160H207V158H205ZM60 161H62L61 163H60ZM82 161V162H83ZM90 162L92 161V160H89ZM97 161V160H96ZM120 160H118V162H119ZM121 161L119 162V163H121ZM127 161H125V162H127ZM166 163H165V162ZM204 161V160H203ZM219 161V162H220ZM67 162V163H68ZM73 162L74 163H76V161L75 160H73ZM84 162L82 163V164H84ZM88 163V167H91V165H92V167H93V165H95V164H93V162H92V164L91 163ZM122 162H124V159H123V161ZM124 162V163H125ZM169 162H170V160H169ZM223 162V160L220 162V163H222ZM95 163V162H94ZM99 163V162H98ZM97 162H96V165L98 164ZM106 163V162H105ZM159 165H158V164ZM194 163V162H193ZM192 163V164H193ZM57 164V165H56ZM91 164V165H90ZM102 164V163H101ZM104 164V163H103ZM102 164V168L106 165V164H104L103 165ZM123 164V163H122ZM141 164V163H140ZM140 164H139V167H140ZM172 165V166H169V165ZM175 166H174V165ZM63 165V166H62ZM77 165V164H76ZM90 165V166H89ZM95 165V166H96ZM108 165V164H107ZM127 165V164H126ZM142 165V164H141ZM143 165H145V164H143ZM194 165V164H193ZM217 165H219V163L217 162ZM252 165H254V164H252ZM67 166H68V168H67ZM73 166V164L71 165V167ZM80 166H81V164H80ZM82 166H84V165H82ZM87 166V165H86ZM109 166V165H108ZM108 166H106V167H108ZM120 166H121V164H120ZM167 167V169H165V167ZM169 166V167H168ZM58 167V168H57ZM60 167V168H59ZM85 167V166H84ZM97 167L98 168H100L98 165H97ZM96 167V168H97ZM164 167V168H163ZM189 167V168H188ZM203 167V168H202ZM67 168V169H66ZM95 168V169H96ZM97 168V169H98ZM102 168L101 169H98V173H97V171L93 168L92 170L93 171H95V173L94 174H96V176H98L97 178H99V180L98 181H95V178L96 177H92V179L94 180V182H99V184L102 182V184L104 183V181L106 182V181H108L107 179H109V178H111L112 177V173L110 172V171H107V169H106V171H105V174H106V172H110V173H108V174H110V175H106V177H108V176H110L109 178H106V180H104V181H102V179L100 180V177H99V172H100V170H102ZM105 168V167H104ZM110 168V167H109ZM109 168H108V170H109ZM141 168H143V167H141ZM164 169V170H166V175H165V171H163L162 172V170L161 169ZM175 168V169H176ZM179 168V167H178ZM177 168V169H178ZM248 168V170L250 169V168H253V166L252 167H247ZM257 168V167H256ZM255 168V166H254V170H256L257 171V169ZM65 169H66V171H65ZM111 169V168H110ZM131 169V168H130ZM140 171H139V170ZM148 169V168H147ZM174 169V168H173ZM176 169V170H177ZM59 170V171H58ZM60 170H61V174L59 173L60 172ZM91 170V171H92ZM119 170H120V168H119ZM123 170V169H122ZM122 170H120V171H122ZM161 170V171H160ZM246 168H245V171L247 172L248 171ZM252 172L251 173H253V172H255L254 170H252V169H250ZM258 170H260V167H259V169ZM261 170H263V168L261 169ZM63 171V172H62ZM86 171H88V170H86ZM85 171V175H87V172ZM89 172V173H92V172ZM103 171V170H102ZM113 171V170H112ZM138 171V172H137ZM167 171H169V172H167ZM179 171H180V168H179ZM194 171H195V173L196 174H194ZM264 171V170H263ZM71 173V175L69 176V178H68V175L69 174H67V177L63 174V173ZM74 172H73V174H74ZM119 172V171H118ZM170 172H171V174H173L172 176H171V174H170ZM201 172H203L202 174L206 177V179L204 178V183H205V180H207L208 179V181H206V186L207 185H211V187H210V185L209 186H207V187H205V184H204V186L202 187V188H208L209 190L211 189L212 190V193H209V190H206L205 188H204V190L201 188V183L203 182V180L201 181V179H202V177H204V176H202V174H201ZM230 172V171H229ZM262 172V171H261ZM260 172V173H261ZM65 173V174H66ZM101 173V172H100ZM122 173V172H121ZM120 173V174H121ZM124 173H125V171H124ZM170 174V177H169V175H168V177H166L167 176V174ZM197 173H198V176H197ZM212 173V174H213ZM234 173V171L231 173V175ZM241 173H242V171H241ZM245 172H244V169H243V174H244ZM57 174H58V176H57ZM98 174V175H97ZM102 174H104L103 172L101 173V175ZM114 174H115V172H114ZM113 174V175H114ZM118 173H116V175H117ZM126 174V175H127ZM154 174H152V175H154ZM192 174V176H189V175H191ZM238 174V173H237ZM240 174V173H239ZM258 174H259V172H258ZM263 174H264V172L263 173H261V178H263ZM61 175V176H60ZM62 175H64L65 177H66V179L68 180H70V177H75V178H73L74 179V181L75 182H72L71 180V182H72V185H74V186H76V184H74V183H76V182H78L77 184L79 185V186H76V187H79V188H76V187H71V188H73V190H75V188L76 189H80L79 191H74L75 193L76 192H80L81 190H82V192L83 193H78V195L79 196H77L75 193H71L73 190L70 188V181L68 180H65V177L63 178L62 177ZM100 175V176H101ZM125 175V176H126ZM133 175H135V176H133ZM176 175H178L177 177L179 178V180H180V178L182 177V183L183 184H185V183H187V182H183L184 180H186L187 181V178H188V176L190 177L188 180V182H190V184L188 183V184H185V185H187V186H184V185H182V183L179 181V180H175L177 177H176ZM226 175V176H227ZM254 175V174H253ZM88 176V175H87ZM90 177L92 176V174L91 175H89ZM119 176V175H118ZM117 176V178H119ZM122 176V174L120 175V177ZM124 176V177H125ZM180 176V177H179ZM194 176V177H193ZM196 176H197V178H196ZM202 176V177H201ZM226 176H224V177H226ZM238 176V177H237ZM60 177H61V179H60ZM85 177V176H84ZM90 177H89V179H87L86 177V179L87 180H89L90 181ZM113 177H116L115 175L113 176ZM112 177V178H113ZM127 177V176H126ZM125 177V178H126ZM130 177H128V179L130 180ZM164 177V181H165V178L167 179L165 182L167 183V185L165 184V186H163V188L165 189L166 187H167V191H166V189L165 190H163L162 189V191H161V189L160 188H162V184L163 183H165V182H161V184H158V183H160V181L161 180H163L162 178ZM175 177V178H174ZM195 178V180L193 181V179L192 178ZM208 177V178H207ZM235 177H237V178H235ZM101 178H103V179H105L104 178V175H103V177L101 176ZM117 178L115 179V181L117 180ZM199 178V179H198ZM58 179H60L59 181H57ZM76 179V180H75ZM91 179V180H92ZM122 179H123V176H122ZM121 178H119L118 180L120 181V183L121 182H123V180H122ZM127 179V178H126ZM191 179V180H190ZM198 179V180H197ZM222 180V182H221V180ZM78 180V181H77ZM83 180H85V179H83ZM82 180V181H83ZM87 180H85V181H87ZM111 180H114V178L113 179H109V181H108V183L111 181ZM175 180V181H174ZM211 180V181H210ZM89 181H87V182H89ZM115 181H113V182H115ZM176 181H179V183H180V185H179V183L177 182V184H176V186H175V184H173V183H176ZM67 182H70V183H68V185H69V187H67ZM84 182V181H83ZM113 182H111V183H113ZM126 181H124V183H125ZM171 182H173L172 184H171ZM195 182V183H194ZM201 184L200 186H199V184ZM201 182V183H200ZM107 183V182H106ZM106 183H105V185H106ZM108 183H107V185H108ZM119 183V182H118ZM128 183V182H127ZM126 183V184H127ZM131 183H132V181H131ZM131 183H129L128 185H130ZM138 183H139V185H138ZM192 183V184H191ZM194 183V184H193ZM197 183V184H196ZM87 185L89 184V183H86ZM91 184V183H90ZM88 185V186H96V184H91V185ZM98 184V185H99ZM102 184H100V186L102 185ZM134 183H132L131 185H133ZM145 184V185H144ZM71 185V186H72ZM86 185V186H87ZM97 185V186H98ZM116 185V187H117V184H115ZM114 185V186H115ZM119 185V184H118ZM121 185L122 186H125V191H126V185L124 184H122L121 183ZM130 185V186H131ZM164 185V184H163ZM172 186L173 187V185H174V187H178L177 185H179V186H181V187H185V189L184 188H182L183 190H184V194L183 193H181V192H179L180 190H179V187L178 188H176L177 190H178V192L179 193H181L180 195H179V198H178V192H176L175 191V189H174V187L173 188H169V186ZM220 185V184H219ZM88 186L87 187H85L87 190H90V191H92V189H90V187L88 188ZM93 186H92V188H93ZM94 186V188H99V187H95ZM143 186H141L140 185V187H139V189L138 190H140L141 191V189L143 188ZM245 186H247V189L246 190H249L250 191V193H248L249 191H246L248 194H250V195H248V194H244V193H246L245 192ZM111 186H109V188H110ZM131 187H133V186H131ZM142 187V188H141ZM148 187H146V188H148ZM218 187V184H217V186H216V188ZM102 188H103V186H102ZM115 188V187H114ZM128 188H129V186H128ZM127 188V189H128ZM159 188V189H158ZM103 189H105V188H103ZM106 189H107V187H106ZM104 190V191H109L110 192V190L108 189V190ZM112 190H114L113 188H111ZM116 189V188H115ZM118 189V188H117ZM119 189H122V187H119ZM118 189V190H119ZM130 190H131V192H132V189L131 188H129ZM135 188L133 187V190H134ZM136 189V190H137ZM145 189V188H144ZM144 189H143V191H144ZM160 190L161 192H164L165 191V195H163L162 196V193L160 192L159 193V191L158 190ZM173 191H175V192H173ZM181 189V190H182ZM215 189V188H214ZM99 190V189H98ZM102 190V189H101ZM112 190H111V192L110 193H113L112 192ZM135 190V191H136ZM151 190V189H150ZM172 192V193H169L170 191ZM216 190V189H215ZM69 191H70V193H69ZM100 191V190H99ZM103 191V190H102ZM104 191H103V193H104ZM117 191V190H116ZM115 191V192H116ZM120 191V190H119ZM118 191V192H119ZM124 191V192H125ZM135 191H133V192H135ZM142 191V192H143ZM149 190H147L146 189V193L148 192ZM213 191H214V193L216 192L217 194V196L218 197H215V194L213 193ZM220 191V192H221ZM243 193H241V192ZM86 192V191H85ZM108 192V193H109ZM115 192H114V194H115ZM121 192H123V189H122V191H120V194H121ZM129 192L130 191H128V194H129ZM137 192V191H136ZM135 192V193H136ZM139 192V191H138ZM137 192V193H138ZM144 192V193H145ZM151 192V191H150ZM149 192V194L147 193V198L145 197V199L142 197L141 198V203L142 202H146V201H144V200H149L150 199V202H153V201H151L152 200V198H148V197H151V196H149L151 193ZM222 192V193H223ZM234 192V193H233ZM103 193H101V191H100V194H102V196H103ZM109 193V194H110ZM117 193V192H116ZM136 193V194H137ZM140 194H141V192H139ZM139 193L137 194V195H139ZM144 193H142V195H140V196H143V194ZM177 196L176 198H178V200L181 198V197H183V198H186V199H183L182 201H181V203H183L184 204V202H185V200H186V202H185V204H187V200H188V198H189V201H195V199L197 200L198 198H197V195H199L198 197H200L199 198V200L200 201H198L197 200V204H195L196 203V201L194 202V205H193V202H192V205H189V204H191V202H188L189 204H187V206L189 205L190 206V208L189 207H187L185 204V206L182 204V206H179V202H177L178 203V206L176 205V201H178L177 199H176V201H175V195ZM209 193V194H208ZM231 193H233V194H231ZM77 196V198L79 197V198H81L80 196L81 195H83V194H87L88 195V200L90 199V201H91V203H92V206H93V208L92 207H90V208H92L91 210H90V213L89 212H87V208H86V206L84 207V204H82L81 206H82V208H79L80 207V205L78 204V202H77V204L76 203H73L75 206H76V208H75V206L71 203L70 204V201L72 202V199L75 201V199H74V196L75 195ZM104 194H106L107 195V193L105 192ZM114 194H113V196H114ZM124 194H126V193H124ZM123 194V195H124ZM128 194L126 195V197L125 198H127L128 197ZM131 195H132V193H130ZM136 194H134L133 196L135 197V195ZM161 196H160V195ZM182 194H183V196H182ZM207 194V195H206ZM111 195V194H110ZM109 195V196H110ZM206 195V196H205ZM237 195H238V197H237ZM239 195H240V197H239ZM246 195H248V198H246L247 196ZM109 196H108V199H109ZM117 196H119V195H117ZM115 197V198H117L116 200H118L119 201V198L120 197ZM130 196V195H129ZM132 196V197H133ZM145 196V195H144ZM160 196V197H159ZM164 196L166 197V198H164ZM194 196H196V198L194 199ZM202 196H204V197H202ZM250 196V197H249ZM82 197H84V195L82 196ZM85 197H87V196H85ZM105 197H107V196H105ZM103 198L102 199V201H103V203L102 204H106V203H104L105 202V199H107V198ZM112 197V196H111ZM110 197V198H111ZM131 197V198H132ZM161 197H163L164 198V200L161 198ZM226 197V196H225ZM78 198V200L77 201H82V199H84V198H82V199H79ZM124 198V199H125ZM130 198V199H131ZM136 199H137V196L135 197ZM133 199L134 201H136V199ZM216 198H218L219 200H217ZM236 198V199H235ZM237 198L239 199V201L237 200ZM86 199V198H85ZM86 199V200H87ZM112 199L113 200H115L114 199V197H112ZM122 199H123V197H122ZM129 199V200H130ZM142 199H144V200H142ZM182 199V198H181ZM180 199V200H181ZM191 199V200H190ZM216 199V200H215ZM220 199H222L223 200V207H224V209H226L227 207H233L234 209H230L229 208V210L231 211V212H229V214L227 215V213L225 212V211H227V210H223L224 212H225V214L228 216V217H225V219L224 220H222L223 219V217H222V219H220L219 217H221V216H224L225 214H221V209H223V208H221L222 206H220L222 203H221V200ZM85 200V201H86ZM87 200V201H88ZM98 200V201H97ZM112 200V202H114ZM115 200V202H117ZM128 200V199H127ZM132 200V201H133ZM86 201V202H87ZM108 200H106V202H107ZM120 201H122L123 202V200H121L120 199ZM134 201L132 202V203H134ZM202 201L203 202H205V203H207V204H209V203H211V206L210 205H208L209 206V209L207 208V210H205L204 209V205H206L205 203H204V205L202 206ZM218 201V202H217ZM234 201L235 202H240V207L242 206L241 204L242 203H244L243 204V208H241V211L239 210V208H235L234 206L235 205H238L237 203L235 204L234 203ZM85 202V203H86ZM109 202H110V200H109ZM109 202H107L108 203V206H109ZM114 202V203H115ZM122 202H121V204H119L120 206L122 205ZM150 202L149 201H147V204L149 205V207H150ZM209 202V203H208ZM227 202V203H226ZM84 203V202H83ZM88 203H89V201H88ZM117 203H119V202H117ZM117 203H116V205H115V209H119V207H117ZM126 203V202H125ZM124 203V204H125ZM131 203V202H130ZM131 203V204H132ZM174 203V204H173ZM199 203V204H198ZM219 205H218V204ZM215 204V205H214ZM216 204L218 205V206H216ZM232 204V205H231ZM233 204H235L234 206H233ZM78 205H79V207H78ZM126 205V206H127ZM164 205H165V208H164ZM200 206V208H202L203 207V209L201 210L198 206ZM238 205V206H239ZM89 206V205H88ZM87 206V207H88ZM91 206V205H90ZM108 206H107V208H108ZM112 206V204L109 206V207H111ZM144 206H145V209H144ZM173 206V207H172ZM192 206V207H191ZM197 206V211H196V207ZM237 206V207H238ZM74 207V208H73ZM77 207L79 208V209H77ZM122 207H123V205H122ZM133 207H135L136 208V210H135V208H133ZM142 207H143V209H142ZM186 207V209L188 210V208L191 210V209H193V207L195 208V210H191V213H189V212H187V210H186V212H183V211H185V208ZM226 207V208H225ZM255 207V208H256ZM100 208H101V206H100ZM106 208V209H107ZM113 208V207H112ZM124 208V207H123ZM221 208V209H220ZM102 211L103 210H105V207L104 206H102ZM109 209H111V208H109ZM114 209V210H115ZM117 209V210H118ZM121 209V208H120ZM126 209H128L127 207H126ZM153 209H156V210H153ZM157 209H158V211H157ZM165 209V210H164ZM238 209V210H237ZM108 210V209H107ZM116 210V211H117ZM143 210V211H142ZM149 210V211H148ZM189 210V211H190ZM125 211V210H124ZM165 213H164V212ZM194 211H196V212H194ZM259 211H261V210H259ZM105 212H107V211H104V213ZM114 212V211H113ZM110 213V214H112V215H114L115 213ZM118 212V211H117ZM116 212V213H117ZM119 212L121 213L122 211L121 210H119ZM157 212H159V213H157ZM193 212H194V214H193ZM119 213V214H120ZM123 213V212H122ZM123 213V214H124ZM163 213L165 214V215H167V216H165V215H163ZM169 213V214H168ZM186 213V214H185ZM188 213H189V215H188ZM223 213V212H222ZM87 214H90V215H87ZM108 214H109V212H108ZM125 214V215H126ZM98 215L100 216V215H102V216H100V217H98ZM117 215V214H116ZM158 215L159 216H161V217H158ZM178 216L179 215V217L181 216V219L182 218H184V220H183V223H184V221H187L188 222V225H189V223H190V228H189V226H186L187 225V223L185 222L184 224H185V226L186 227H184V229H181V230H184L185 232H182L181 230V232H178L177 231V233H176V229H174V227L175 226H179L180 227V225H182L181 227H183L184 225H183V223L182 222H180V220L181 219H179V221H178V219L176 220L175 219V216ZM221 215V216H220ZM225 215V216H226ZM88 216V217H87ZM109 216V215H108ZM118 217H120L119 215H117ZM117 216L115 217V219L117 218ZM176 216V217H177ZM109 217H112V216H109ZM168 217L169 218H171V219H169L170 220V222H169V220H168ZM213 217H215L214 218V222H213ZM229 217H231V218H229ZM99 218H104L103 219V221L105 222L103 225H101L100 226V230H102V231H100L99 230V221H102L101 219L98 221V219ZM120 218V219H121ZM138 217H136V219H137ZM144 218V217H143ZM142 218V219H143ZM219 218V219H218ZM226 218H228V219H231V221H234V226L236 225V227L237 228H239L240 226V228L239 229H237L236 227H234L233 226V224H231L230 222H228V220L226 219ZM243 220H241V219ZM111 219V218H110ZM110 219H109V223L111 222L110 221ZM113 219V218H112ZM132 219V218H131ZM138 219H141V218H138ZM186 219H188V220H186ZM217 219V220H216ZM114 220V219H113ZM117 220H119V219H117ZM117 220L115 221H112L111 223V225L113 226L116 222H117ZM133 220H135V219H133ZM168 220V222L166 223V221ZM222 220V221H221ZM240 220H241V222H243V223H241V225L238 223V222H240ZM122 221H120V223L122 222ZM140 221V220H139ZM138 221V222H139ZM146 221H144V223H146ZM178 221V222H177ZM224 221H226L227 223H226V225H224L225 224V222ZM119 222V221H118ZM137 221L135 220V223H136ZM137 222V223H138ZM221 222H223V224H220ZM245 222H247V224L249 225L248 227H247V224L245 223ZM85 223V224H84ZM141 222H139L138 223V227L139 226H141V225H139ZM142 223H143V220H142ZM175 223V224H174ZM177 223V224H176ZM215 223V224H214ZM231 225H229V224ZM244 223H245V225H246V229L245 228H243L242 226H244ZM125 224H126V226H125ZM169 225V226H167V225ZM227 224H228V226H230V227H234L235 228V230H236V234H235V236H233L234 235V233H231V232H229V233H231V234H233V235H229V233H228V231H230V229L228 230V226H227ZM239 224V227L237 226ZM261 224V228H259V225ZM84 225V226H83ZM111 225H109L108 227H112ZM118 224L116 223L115 224V226H117ZM123 225V226H122ZM213 225H214V227H213ZM216 225H220V227H222L221 229L219 228V227H217ZM224 225V226H223ZM105 226H103V227H105ZM144 226V225H143ZM154 226V227H153ZM167 226V227H166ZM174 226V227H173ZM118 227V226H117ZM116 227V228H117ZM119 227V228H120ZM171 228V231H170V229L169 228ZM178 227V228H179ZM228 227V228H227ZM232 227V228H233ZM245 227V226H244ZM81 228H82V230H84V233H81L82 232V230H81ZM84 228V229H83ZM122 228V229H123ZM128 228H126V229H128ZM133 228V229H132ZM141 228H143V227H141ZM140 228V229H141ZM146 228V227H145ZM145 228H143V229H145ZM165 228H168V229H166V230H168V232H166L165 231ZM177 228V229H178ZM188 228V229H187ZM231 228V229H232ZM243 229V231H242V229ZM106 228H104V230H105ZM125 229V228H124ZM139 229V228H138ZM240 229H241V231H240ZM255 229H258V231L257 230H255ZM107 230V229H106ZM117 230H118V228H117ZM129 230V229H128ZM129 230V231H130ZM142 230V229H141ZM141 230H140V232H141ZM179 230V229H178ZM255 230V231H254ZM98 231L100 232V234H98ZM120 231H121V229H120ZM130 231V232H131ZM144 231V230H143ZM146 231V230H145ZM231 231H233V230H231ZM262 231H264V230H262ZM261 231V232H262ZM86 232V233H85ZM117 232V231H116ZM123 232H125V231H123ZM127 232V231H126ZM133 231H132V233H134ZM170 232V233H169ZM256 233L255 235L253 234V233ZM101 233H102V235H101ZM117 233H119V230H118V232ZM121 233H122V231H121ZM132 233H130V234H132ZM157 233V234H156ZM165 233H167V234H165ZM169 233V234H168ZM184 235V233H185V235L186 236H183L182 234ZM227 233H228V236H227ZM264 233V232H263ZM263 233H261L262 235H264ZM81 234V235H80ZM120 234V233H119ZM128 233H126V234H124V235H127ZM129 234V235H130ZM135 234H132V235H135ZM192 234H195L196 236H197V238H195V235H192ZM249 236H248V235ZM258 234H260V233H258ZM99 235V237H97ZM118 235V234H117ZM148 236L149 238H152V239H147V237H145V236ZM171 237H170V236ZM179 235H181L182 237H179ZM246 235H247V237H246ZM131 236V235H130ZM188 236V237H187ZM231 236H233L232 238H231ZM261 236V235H260ZM117 237V236H116ZM132 237H134V236H132ZM132 237H130V238H132ZM154 237V236H153ZM184 237V238H183ZM192 237V239H191V241L189 240L190 238ZM228 237V238H227ZM257 237H258V235H257ZM257 237H256V239H257ZM95 238H97V240H98V238H103V240L102 241H104V239H105V241H106V239L107 240H109V242L108 241H106V242H104L103 244H104V246H102L101 244V246L99 247V250L98 249H96L95 251L93 250V247L91 246L92 245V242H93V244H94V241H95ZM118 238V237H117ZM129 238V239H130ZM188 239V242L186 241V239ZM194 238H195V240H194ZM242 238V239H241ZM89 239V240H88ZM91 239H93L94 241H91L90 242V240ZM127 239H128V235H127ZM132 239V240H133ZM136 239H137V241H136ZM185 239V242H183V240ZM255 239V238H254ZM253 239V240H254ZM262 239V237L261 238H259V241ZM263 239H264V237H263ZM262 239V240H263ZM120 240V241H121ZM192 240H194V241H192ZM258 240V239H257ZM257 240H254L253 241V243L254 242H256ZM100 242H101V240H99ZM130 241V240H129ZM259 241H257V242H259ZM88 242H89V244H88ZM127 242H128V240H127ZM187 242V243H186ZM250 242H251V240H250ZM249 242V240H248V244L250 243ZM256 242V248L253 246V248L254 249H257V250H259V251H261V248H263L264 247V245H263V243L264 242H262V245L263 246H261L260 247V249H259V245H258V243ZM261 242V241H260ZM259 242V244H261ZM90 243H91V245H90ZM96 243H98V245L97 246H99V242L97 241ZM96 243L94 244V245H96ZM102 243V242H101ZM106 243H108V244H106ZM134 243H135V245H134ZM252 243V244H253ZM179 244H180V246H181V248L179 247ZM255 244V243H254ZM89 245L91 246V247H89ZM93 245V246H94ZM258 245V246H257ZM250 246H252V245H250ZM185 247V248H184ZM89 248H92V250H89ZM180 248V249H179ZM184 248V249H183ZM241 248V249H240ZM251 248V247H250ZM253 249V250H254ZM248 250V251H247ZM252 250V249H251ZM252 250V252H254ZM256 250V251H257ZM2 251H4L5 253H6V255H5V253H3ZM90 251H92V253H90ZM23 252V253H22ZM247 252V253H246ZM10 253V254H9ZM101 253V254H100ZM249 253V254H248ZM257 253V252H256ZM259 253V252H258ZM258 253L257 254H255L256 256H260V253H259V255H258ZM261 253H262V251H261ZM35 254H36V256H35ZM38 254V255H37ZM95 254H97V255H100V261L98 262L97 260L99 259L97 256H95ZM249 255V257H248V255ZM251 254H254V253H251ZM5 257H4V256ZM91 255V256H90ZM254 256V255H253ZM256 256H254V257H256ZM93 257H97L98 259L97 260H95ZM242 257V258H241ZM253 257V258H254ZM257 258V257H256ZM2 259V260H1ZM247 259V261H245ZM263 260H264V257L262 258ZM91 260H93L92 262H91ZM254 260H257V259H254ZM259 261H260V259H258ZM253 261V262H252ZM259 261L257 262V263H259ZM262 261V260H261ZM260 261V262H261ZM20 262V263H19ZM96 262H98V263H96ZM0 263V264H1ZM10 263V262H9ZM10 263V264H11ZM255 263V262H254ZM263 263H264V261H263ZM256 264V263H255ZM261 264H262V262H261Z\"/></svg>",
    "mask_w": 264,
    "mask_h": 264
},
{
    "label": "bare ground",
    "instance_id": "6f19581e",
    "mask_svg": "<svg viewBox=\"0 0 264 264\" xmlns=\"http://www.w3.org/2000/svg\"><path fill=\"white\" fill-rule=\"evenodd\" d=\"M141 1L144 3V5H145V2H153V0H5V1H2V2H5V4H3V5H5L6 6V8L5 9H3V6H1V4H0V7H2L1 8V10L3 9V10H6L7 9V6L9 5V7H10V5H11V7H10V10H11V12H13L12 10H16V9H14L12 6L13 5H15L16 4V6H17V8L18 7H20V10H19V8H18V13H16L15 11L13 12L14 13V15L12 14V17H9L8 15H9V13L7 12V10L6 11H3V12H1V10H0V12H1V14L3 13L4 15H5V13H8V15L6 14V17L8 16V20H9V18H10V20H12L10 23H12L11 25H9V29H11V27L13 28H15L16 27V25L17 24H19V23H17L16 25L14 24V22H13V20L15 19H18V18H20V23L22 24V22H21V18L23 19H26L27 18V21H33V22H30V23H33V24H35V23H37L38 24V22H40V24H41V21H44V20H47L48 22H47V24H44L43 25V22H42V25L41 26H39V25H37L36 24V26L37 27H35V25H34V31H33V27L31 28V30L33 31V34H34V32H35V34H34V36L36 35V33H40V34H38V35H42L41 36V38H38L39 40L40 39H42V37H43V35H44V37L46 36L45 35V33L46 32H48L47 34L49 35H47V39H52V38H50L51 36L54 38H56L57 39V41H59L58 40V35L60 34H67V31L66 30H72V31H74V32H76V31H79L80 33H79V37H80V34H82L81 36H83V37H87V41L89 42V47H90V45L92 44L93 45V42L94 41H97L96 40V38H94L93 36H92V33H91V30H95L96 29V27H95V24H103L104 22H106V18L108 19V21L110 22V20H113V19H115V20H113V21H111L112 23H109V24H111V26H110V28H111V31H114L115 33H117L116 35H111V31H110V37L108 36L107 38H111L112 40V43H110V42H108V41H110V40H107V38H106V36H107V30H110V28L107 26V28L108 29H102V28H104L102 25H100V27H99V25H98V28H100L99 29V31L101 32V31H103V33H106V34H102L103 36H102V38H106V40H107V42H108V46H112L113 48H116V50L115 51H117V53H118V56L119 55H121L122 53H129V54H131L132 55V57L130 56H127L126 54H124V56L123 57H126V58H123L122 56L120 57V60L122 59V62H121V64H119V66H121V68H119V66H115V67H118L119 69H117V70H119L118 72L120 73V76H121V69H125L126 70V68H127V70H130L131 69V71H132V68H133V72L135 71L134 70V68L136 67V66H138L139 68H141L143 65H144V73L145 72H147V73H145V77H144V79H140V78H143V76H141L139 79H138V75L137 74H135V72L134 73H132L131 71H128L130 74H131V76H133L132 78H130V77H127L126 76V74H125V72L124 71H122V73L124 72V74H125V76H124V78H123V76L121 77L122 78V80H121V78L119 77V76H117L118 77V79H116V76H115V79L118 81V82H116V81H114V79H113V81H112V83H113V85L115 84L116 85V83L118 84V83H120V80H121V83H122V85H121V83H120V85H117V87L118 86H120V87H118V88H120V90H116V88H115V85L114 86H111L110 84H108V82H111V81H107V82H102V84H105L104 86L105 87H103L102 85V87L103 88H105V89H107V84H108V88L111 90H113L112 91V93L113 92H119L120 91V93H118L120 96H119V98H121L122 100V102H123V104H122V106H120V104L118 103V107L120 106L121 107V109H118V108H115L114 106H113V110H115V109H117L118 111H116L117 112V114H119L118 115V117H116L117 116V114H116V112L115 111H113L114 113H115V115H112V116H115L116 118H118L117 120H116V118H112V116L110 117V118H112L113 120H115V122L116 121H118V120H120V122H121V125H119V121L118 122H116V123H114V122H112V120H111V122H110V124H115V125H112V126H107L108 128L109 127H111V128H109V130L110 129H112V128H114V130H113V133H115V134H113V133H111L112 132V130H107V131H109L108 132V136L107 137H110L109 135V133H111L112 134V137H114L113 139H112V137H110V139H112V140H110L109 138L108 139H106L105 140V142L107 141V143H105L104 142V140H103V138L105 139V132L104 133H102V131H104L105 129H103L102 130V127L103 126H101L102 124H104V127H106L105 126V124L107 123V119H109V121H110V118H107V117H109V116H106L105 118L106 119H104V121L106 122H100V121H103L102 119L104 118V116L102 117L99 113H97V115H100V117H102V118H99V116H96L95 118H93V116H91V115H96V114H94V113H96V111L98 112L99 110H101L100 108L101 107H99L98 106V110H96L95 109V104H97V103H102V102H104L101 106H102V108H104L105 107V103H106V107H108V110L110 109V112L112 113V106L110 105V103L112 104V99L110 100L111 102H107L109 99H107L108 97H110V96H112V95H110V94H112V93H110L109 94V89L104 93V94H106V96H107V94H109L107 97H106V100L103 98V96L101 95L100 97H98L100 100L101 99H104V100H99V99H97L94 95L93 96H91V94L92 93H95L94 91H96V90H92V89H95L94 87H95V85L93 86L92 85V87H91V83L93 84V82H95L96 80L97 81H99V76L98 77H95L96 76V74L95 73H98L99 71L101 72H103V70H101V69H103V68H101V66L102 67H104V69L105 68H107L106 66H103L104 64H105V59L104 58H106V57H108L107 56V54L109 53L108 52V50H112V48L110 47H108L107 49H105L107 52V54L106 53H104V56H105V54H106V56L105 57H103V58H101L103 61H104V63L102 62V60H100V58H99V60H98V57L99 56H101V55H103V54H100V53H102L103 51H104V49L103 48H105V44H107L106 43V40L105 39H103V40H105V41H102V42H104V44H102V42H101V40L99 39L98 40V42L100 41L101 42V48L102 49H100L99 48V50H98V45L97 44H99V43H97V42H94V44L95 45H97V46H95L94 45V47H96L95 49H94V47L93 46H91L92 47V50L94 49L95 50V52H97V51H100V50H103L102 52H97V53H95L94 52V50L93 51H91V49L89 50V51H91L93 54H91V52H88L87 53V51H84V48L86 47V42L84 41L85 39L84 38H82V37H80L81 38V40H80V38H79V41H77V43L76 42H74V40L76 41L77 40V38L76 39H74L73 41H71V42H69L70 44L72 43L75 47L77 46L79 49H80V51L82 50L83 52H84V54H83V52L81 51H79V49H77L76 48V50L78 51V53H75V52H77V51H73L75 54L74 55H76V61H78V62H75L74 61V59L75 58H73V52L71 51L74 47L72 46V45H68L69 47H73V48H70L71 50L70 51H68L69 49L67 48H65L67 45V43H65L67 40L65 39V37H64V39H60L61 41H63V42H61L60 41V45H62V43H63V45L61 46V48L62 47H64V43H65V51H64V48H63V50L61 49V51H60V49H56L57 51H55V52H57V53H63L64 52V54H63V57L61 58V56L58 54L57 56H60V57H58V58H61L62 59V61L64 60V58H68V60L67 59H65V61H63V63H61V64H65V67H66V64L68 63V61L70 62L71 61V59L69 58L70 56H72V61H71V63H69L68 65H70V64H72V67L74 66L75 67V65H73L74 63H78L77 65H76V67H81V68H85V66H86V69H85V71L87 70L88 72H89V67L91 68V66H93V64H94V66L92 67L93 69L95 68V66L96 67H98L97 65H96V63L97 62H95L96 60L97 61H101V63L100 62H98L100 65V67H98V68H101L99 71L96 69H94L93 71H95V72H93L94 74H92V68L90 69V74H92L95 78H98V79H96V80H93V76L92 75H90L89 73L87 74V75H89L88 77H90V78H88V77H86L88 80H90L89 82H87L86 83V88L88 89L89 88V86H87V85H90V88H92L91 89V93L89 94L90 95V97H91V99H92V97H95L96 99H97V101H96V99L95 98H93V102H97V103H94L93 104V107H90V112L89 111H87V113L89 112L90 114L94 111L93 109H95V112L93 113V114H91V115H89L90 116V121H92V122H94L95 124H97V120H99V119H101V120H99V122H98V125L100 126V129L102 130V131H98V130H96V131H98V132H95V134H93V133H90V132H92V130H94L95 131V129H94V127H92V126H90V124H93V123H88L89 124V126H88V124L85 122V121H87V119H88V115H86L85 117L87 118L86 120H84L85 119V117H82L81 115H80V117L77 115V112H79V111H81V109H82V107H81V109H79L80 108V105H76V104H74V105H76L75 107H77V109L79 110V111H77L76 112V114L75 115H77V117H79L80 119H83V120H81V121H79L80 119L79 118H77L76 116H74V118H73V120L75 119V123H76V126L75 127H77V123L79 122V126L80 125H82V124H80L82 121L84 122L83 123V125L85 126V123H86V128H92L90 131H88L87 132V129H85V128H83L84 129V133H86V134H84V133H82V135H86V138L88 137V136H95L96 134H100V133H102V136H101V134L100 135H97L96 136V138L97 137H99V138H97V140H96V142H98L100 145H101V142L104 144V145H106V146H103V144L100 146H98V143H96V145H97V147L98 148H100V152H99V154L101 153V155L103 156V158H102V156L100 157V155L98 154V156H97V154H96V145H95V147L93 148L91 145H93V142H95V139H91V138H93V137H91L90 139H89V137L87 138V140H88V142H89V140L92 142V144L89 142V144H91V145H89V144H87L88 142H86V144L87 145H89V146H87V148H85V147H83L82 146V144H81V146L84 148V149H86V151L85 150H83V148L82 147H79L80 149V151L81 152H84V154L87 152V153H89V155H88V158H89V160H92L91 162L88 160V161H86V163L87 164H85V159H86V154L84 155V157H85V159H84V164H82L83 162L81 161V159H83L82 158V156H83V153H81L79 150H77L76 148H74L73 147V145L77 142V143H80V141H83V140H81L82 138H81V130H83L82 129V127H81V130H79L78 128H77V131H80V137H79V135H78V137H76L77 135H74V137H75V139H73L72 138V147L71 148H74V152L77 150V151H79L81 154H79V153H77V151H76V153H72L73 154V158H70L72 161H71V165L73 164V166L71 167V165H70V160H69V162L67 163L66 162V165L68 164L69 165V168H68V166H67V168L69 169V171H70V169L71 168H73V167H75V172H74V174H73V172H72V175H71V173L69 174V173H66L67 171H66V169H65V173H63L66 177H67V174H69L68 175V178H69V176L71 175V176H73V175H77L76 174V170L77 171H79V170H81V168L80 169H76L78 166L79 167H83L84 169H86V167L88 168V169H86V170H88L89 172L94 168H96L97 167V165L100 167V168H98V169H101L102 168V164L104 163V164H106L103 168H102V170H100V172L102 173H104V174H102L101 175V173L99 172V177H100V180L102 179V181H104V180H106V178H109L111 175V173H112V177L115 175L116 177H113L114 178V180H111L109 183H108V181H109V179H113L112 177L111 178H109V179H107L108 181H106L107 183H108V185H107V183L104 181V183L102 184V182L100 183V184H102L101 186H100V184H99V182H94V180L92 179V177H96L95 178V181H98L99 180V178H97L98 176H96V174H94L95 173V171H91L92 173H89L88 171H86V170H81L82 171V175H84L87 179H89V175H91L92 174V176L90 177V181L89 180H87L84 176H80L81 175V171H80V174H78L79 176H80V178L81 179H79V178H76V179H78L79 181H81V183H78V182H76V183H74V184H76V186H79L80 184L82 185V183L84 184L85 182L86 183H91V184H96V186L95 187H99L98 189L101 191V193H103V191L106 189V187H107V189L106 190H110V192H111V188H113L114 190H112V192L114 191L115 192V194H114V192L113 193H110L109 191V193L111 194H109L107 191H104V193L106 192L107 193V195L106 194H104L103 193V196H102V194H100V191L97 189V188H94V186H93V188H92V186L90 187V186H88L86 183L84 184V185H82L83 187H84V189L85 190H83L84 191V193H88V192H90L88 195H91L92 193L91 192H93V191H96L97 190V194L96 195H98V196H95V194H92L91 196H89V197H91L90 199H92V198H94L93 197V195L95 196V198H94V200L92 201V202H95V204L93 203V205H95V206H97L98 204H99V202H97V205H96V199H98L99 197H102V198H100V199H98V200H100L101 202H100V206H101V208H102V206H104L105 207V210H103L102 211V209L100 208V206H97L100 210H101V212H102V214L103 215H106L107 217H106V219L107 218H111L110 219V221L112 222V221H116L117 219H119V220H117V226H115V224L112 226L111 224V222L109 223V219L108 220H106L107 221V226H105V225H103L105 222L103 221V219L104 218H99L98 219V221L101 219L102 221H99V230H100V226L101 225H103V226H105V227H103V226H101L102 228V230H100V231H102L104 234L106 233V232H104V231H107L108 232V229H109V232H110V230H111V232H113L112 231V229H114L115 231V233L116 234H114L112 237H114V239H117L115 242L117 243V242H120L119 244H122L123 246H124V242H122L123 240H121V239H123L124 238V236H126L125 238L126 239H124L125 240V242H126V246L128 247V249L130 250V246H129V244L131 243V249H133L132 251H134V247L132 246V243L133 242H135L134 240L135 239H133V238H135L136 237V234H137V232L135 231V229H133L134 227L136 228V230L139 232L138 233V235L139 236H142L141 234H143V232H145V234H147V233H149V234H147L149 237H151V234H153L152 235V238H154V239H152V238H149L147 235L145 236V237H147V239L149 240V239H152V241L153 240H155V236L156 235H154L155 233H154V231L156 232V230L157 229H155V227H154V229L153 230H151L152 231V233L151 232H148L150 229L149 228H151L152 227V225L150 226V224H153L154 225V220H152L150 217H151V212H147V214H145V215H143L145 212L144 211H146V209H145V206H144V209H143V207H142V209L144 210H142L143 212V214H141V211H140V215H142V217H140L139 215H137V213H135V217L133 216V213H134V209H133V212H130L131 210H132V208H129L130 206H132L133 204H135L136 203V207H137V202L139 201V205L141 204H143V205H147V208L150 210V211H152V206H154V208H157L156 207V205L158 206V202L160 203H163V202H165V200H164V198H166L165 196H164V198L163 197H161L164 201L162 202V200L160 201V198H159V200H158V202H157V204H156V201L153 199V198H155V195L153 196V192L155 191L156 192V190L154 189V187L155 186H158V187H160V185H153L154 183L152 182V180H155V179H152L150 176H154V178H155V174H154V172L152 173L151 171L154 169V168H151V167H153V165L155 164V161L153 160L154 158V156H155V158H156V155L154 154V153H152L151 152V150H148V151H150V154H149V152L148 153H146L145 151L147 150V148H143V147H145V145H146V147L148 146V148L150 147H152L153 149L156 147V146H158L159 145V143H160V148H162V147H164L163 146V144L165 145L166 143H163V142H161V140H164V138H165V140H167V141H169V139H170V141H171V139H172V137H174V138H176V139H178L177 137L179 136H181V137H184L183 135L186 133V132H184V130H186V127L188 126V127H191V130H189L190 128H187L189 131H192L191 133L190 132H188L187 131V137H188V140L186 139V135H185V138L184 139H182L183 141H184V143L182 144L180 141H179V145L175 142L174 144H173V146L176 148V146H182V147H180V148H184L187 152H181L180 151V149H179V153H178V155H177V152L176 151H178V149H176L175 150V154L171 151V149L173 148L172 146H171V149L169 150V149H162L163 150V152L165 153V154H170L169 152H171V154L173 153L174 155H177L178 157H179V154H180V152L184 155V156H180L179 158L181 159V160H177V159H179L178 157H175L174 155H172V156H174V158L176 159H173V158H170L171 157V155H170V157H169V159H168V155L166 156V155H164L163 156V154H161V153H158V155L159 154H161V156H163V159L165 158V156L167 157V159H168V161L166 160V159H164L165 161H167V164L166 165H168V163H171V159H172V161L173 160H175V161H173L174 163H176L177 161H179L180 162V164H182L181 162H182V160L183 161H185L184 162V164L186 163L188 166H190V168L192 167V170H194L195 169V167H196V165H199L198 166V168H196L195 169V171L196 172H198L199 171V167H201V165H203L204 163H206L205 161H209L210 159H214L215 161H216V159H217V157H219V161H220V157H222L223 159V162L222 163H220L218 160H217V162L219 163V165H217V162H214V164H216L215 166L217 167V170L219 171V174H221V176L223 175V178H224V181H226V178L227 179H229V177L231 178V176L233 177V176H235V175H245L244 176V178L245 177H248V179L246 178V181L247 180H250L249 182H248V184L251 182H253V183H256V184H260V183H264V174H263V178H261L262 176H261V173H263L264 171V152H263V146H264V121H263V119H264V12L262 11V13L260 14L258 11H253V12H250L249 10H250V8L247 6V0H188V3H187V0L185 1L187 4H191L190 6H188L189 8H187V6L185 5V3H183V2H181V3H177V1L179 2L180 0H176L175 2L178 4V5H176V6H174L173 4H175V2H173L172 0H168V1H166V0H163V2H161L162 0H158V3L159 4H156V5H160V4H163L161 7H162V9L160 8L159 9V11L160 10H162V12H163V14L162 13H160V15L162 14V18H163V16H165L164 17V19H162L163 21H166V23H167V21H168V19H170V20H174V18L175 17H177V15L175 14L176 13V11L178 10V7L177 6H181L182 7V5H184V7L186 6V8L184 9L183 7V11H186V9H188L186 12H184V14L185 13H187L189 10H190V12L191 13H193V14H190V12L189 13H187L188 15L187 16H189V15H194V12H195V10H196V12H198V9H199V13L198 14H195V16H196V18H197V20H195L196 18L193 16V18H194V21L193 22H195V21H197L196 23H194V24H196L195 26H194V28L193 29H195L196 31H194V32H196L195 34L198 36V37H196V35L195 34H193V31L192 32H190V28H191V26L192 25H194V24H192L191 23V17L188 19V21H190L189 22V24L191 25H189V26H187V25H183V29L181 28V27H179L178 26V23L179 22H181V24L180 25H182L183 23H182V21H183V18H186L187 16H185L184 14H183V11H182V14H179L180 16L182 15V17H181V19L179 20V22H178V18H180V16L177 18V19H175V20H177V22L178 23H176L175 22V24H176V26H178L176 29H174V30H172V29H169V31L171 30V31H173V33L174 32H176L177 31V29H181V31H183V30H185V31H187V29H188V31H189V33H188V36H186L188 39H191V38H193V36L195 35V37H194V39L196 40L197 39V41H196V44H195V42H194V40L193 39H191V40H193V42H194V44L193 43H191L190 44V42H192L191 40L189 41L188 39L187 40H184V42H186V41H188L189 42V44L190 45H193V46H191L193 49V52H192V50H191V48L190 47H188V50L190 49L191 50V52L190 53H192V54H195L194 52L195 51H197V53H199V56L197 57V55L198 54H196V56L194 57L192 54H190L189 53V55H190V57H191V59H194L195 58V60H196V58H197V66H196V64H194L192 61H191V64L189 65V63H190V61H187L186 63H187V65H189V67H192V66H194L193 68H191L192 70H194V75L193 74H191L190 72H193L192 70L190 71V68L189 67H187V68H189V69H187V71L188 72H186V70H185V67H184V72H186V74H191V75H193V76H196L195 78L197 79H195V82H196V84H194V83H190V81L188 82L187 81V83H190V86L192 85L193 86V84H194V86H195V88L196 89H194V86H193V88L192 87H190V86H188V87H190L189 88V90H188V88H187V90L185 91V89H186V86H187V84H186V86H185V84H184V86H181V85H183V84H181L180 86H181V89L183 88V87H185L182 91L183 92H188L189 93V91L191 90L192 92H193V95H192V99H191V97H190V95L189 94H187L188 95V97H185V95L186 94H183L182 95V93L183 92H181V89H174L175 87H176V85L174 86L173 84H171L172 86H169L168 85V81L169 80H167V83H166V81H164V79L166 80V79H169V76L170 75H168L169 73H167V72H165V75H164V72H162V71H167V70H165V68H164V70H163V66H165L164 65V63H162V61H161V57H166V56H161L160 58H159V56H160V54L158 53L157 54V52L159 51V49H161V52H162V47L161 48H159L160 46H158L157 44H155V40H157L158 39V37H156L155 38V36L157 35V34H155V31H156V27H158V25L156 26V24H161L160 22H162L161 20L159 21V19L157 20V21H159V23H156L155 24V21H153V19H155L154 17H153V19H152V17L150 18V15H152V14H150V15H148L147 13H148V6L150 5L151 6V4L152 3H150L149 4V2L148 3H146V6L147 7H145L144 5H142V6H144V7H142L141 8V4H143V3H141ZM156 1V0H155ZM166 1V2H165ZM184 1V0H183ZM1 1H0V3H2ZM161 2V3H160ZM171 2H172V4H171ZM141 3V4H140ZM156 3V2H155ZM183 3V4H182ZM18 4H19V6H18ZM149 4V5H148ZM179 4H182V5H179ZM263 4H264V0H263ZM137 5H139L140 6V8L137 6ZM16 6H14L15 8H16ZM155 6V5H154ZM160 6H157V8H156V6H155V8H154V10L155 9H158ZM177 7V8H176ZM190 7H192V8H190ZM12 8V9H11ZM48 8H50V9H48ZM143 8H147V10H145V9H143ZM48 9V10H47ZM55 12V15L53 14H51V13H54V12H52V10ZM191 9H193V10H191ZM9 10V9H8ZM9 10V11H10ZM45 10H47L46 12H48L49 13V10H51L50 12L51 13H49V14H47V15H52V17H51V15H50V17L48 18L47 17V19H45V16H47V15H44L46 12H45ZM75 10V11H74ZM126 10V11H125ZM141 10H145L146 11V13L143 15L142 13L140 14V11ZM76 11H77V13H76ZM129 11L131 12V14L129 13ZM180 11V12H179ZM194 11V12H193ZM5 12V13H4ZM75 12V13H74ZM81 12V14L84 16L83 18H84V21H83V23H82V20L83 19H78V20H76L77 19V17L79 18V17H81L82 18V16L79 14ZM154 12V11H153ZM152 12V13H153ZM161 12V11H160ZM178 13H181V10H178L177 11ZM16 13V14H15ZM84 13V14H83ZM126 13V14H125ZM1 14H0V16H1ZM75 14V15H74ZM79 14V15H78ZM96 15V16H95ZM126 15V16H125ZM198 15V16H197ZM77 16V17H76ZM93 16H95V17H93ZM99 16V18L97 19V17ZM145 16V20H143V17ZM1 17H3V15L1 16ZM26 17V18H25ZM94 19H93V18ZM141 18L140 20L143 22V24L141 25V26H139L138 25V23H137V25L135 26V25H132V22L135 20V19H138V18ZM74 18H76V19H74ZM123 18H125L124 19V21H123ZM188 18V17H187ZM23 19V20H24ZM49 19V20H48ZM74 19V20H73ZM103 19H105V20H103ZM9 20V21H10ZM22 20V21H23ZM76 20V21H75ZM99 20L100 21H102L103 23H100L99 22ZM174 20V21H175ZM182 20V21H181ZM186 20V19H185ZM0 21L2 22V21H6L5 20V16H4V20H3V18H1L0 19ZM25 22H27L26 20H24ZM23 21V22H24ZM140 21V22H141ZM258 21H262V26L259 28V26H258ZM8 22V21H7ZM6 22V23H7ZM17 22V20L15 21V23ZM45 22V21H44ZM81 22V23H80ZM169 22V24L171 23V21H168ZM9 23V24H10ZM1 24H3V22L1 23ZM14 24V25H13ZM26 24H28V22L26 23ZM25 23H23V28H21L20 27V29H23L24 30V28H25V25H26ZM108 24V25H109ZM134 24V23H133ZM169 24L168 25H166L165 23H163V26H162V24L161 25H159V27H165L166 26V28H164V30L166 29V30H168V27L169 28H171L170 26H169ZM172 24V23H171ZM173 24H174V22H173ZM173 24H172V27H176L175 25L173 26ZM185 24H188L187 23V21H186V23ZM4 25L6 26L7 25V27H8V23L7 24H5L4 23ZM80 25H83L82 27L80 26ZM91 25H94L93 27H95V29L91 26ZM104 25V24H103ZM11 26V27H10ZM17 26H20V25H17ZM27 26H29V27H27ZM26 27L28 28V30H30L29 28L31 27L29 24L27 25ZM45 26V27H44ZM88 26L91 28L92 27V29L90 30V29H88ZM168 26V27H167ZM185 26V27H184ZM1 27V26H0ZM5 28V31H6V33H7V30H8V33L7 34H9V29L8 28ZM189 27V28H188ZM2 28L4 29V27H3V25H2ZM2 28H0V29H2ZM19 28V27H18ZM27 28H26V30H24L25 32H27ZM191 28V29H192ZM2 29V31L0 32L1 33V35H0V37L3 35L4 36V40L2 41V42H0L1 43V45H2V43L6 40V41H9L7 44H5V42L3 43L4 45L3 46H7V45H12L18 38H21V37H19V34H18V32H17V27H16V29H11L12 30V32L13 33H11V35H13L14 34V36H15V34H17L18 36H15V37H13V36H8V35H6V36H8V37H13L14 38V42L12 43V40L11 39H9L8 37V39L9 40H7V38L5 37V34H2V32H4V30ZM20 29L18 30L19 31V33H21V31H20ZM90 30V35H91V38H89L90 39V41H89V39H88V37H90L89 36V33L87 34V32H89L88 30ZM14 30H16V31H14ZM46 30V31H45ZM163 30V31H164ZM166 30H165V32H166ZM176 30V31H175ZM259 30V33H256L257 31ZM24 31H22L23 33H24ZM32 31H29V33H32ZM44 31H45V33H44ZM66 31V32H65ZM71 31V32H72ZM98 31V29L95 31V34H97L96 32ZM170 31V33H168V34H165V32H163V34H165V36H163V37H165V38H162V40H163V42H165V44H166V42L167 41H165V39L167 38V35H170L172 32ZM181 31H179V32H181ZM184 31V32H185ZM14 32H17V33H14ZM63 32H65V33H63ZM69 32V31H68ZM73 32V33H74ZM99 32V33H100ZM178 32V33H179ZM183 32V33H184ZM5 33V32H4ZM23 33H21V35L24 37V39H26V35H24ZM44 33V34H43ZM109 33V32H108ZM113 33V32H112ZM115 33H113V34H115ZM178 33L176 34L175 33V36L177 35L178 36V38H177V36L176 37H174V36H172L173 34H171L169 37L170 38H177L178 40L180 39V37H185V34H184V36H182L180 33H179V35H181L180 37H179V35H178ZM182 33V32H181ZM186 33V32H185ZM193 35H192V34ZM33 34H30V36H29V34L27 33V35L29 36V37H27L28 39L30 38V37H34L33 36ZM52 34V35H51ZM55 34V36H53ZM66 34H65V36H66ZM94 34V36L96 37V36H98V38H99V35H95ZM38 35H36V38H37V36ZM56 35H57V37H56ZM68 36L69 35H72V33H68L67 34ZM105 35V36H104ZM155 35V36H154ZM187 35V34H186ZM191 35V37H189ZM214 35V36H213ZM75 37H76V33H75V35H74ZM112 36L114 37V38H112ZM153 36V37H152ZM16 37H18L17 39H15ZM61 37H62V35H61ZM72 36H70L69 38H70V40H72L73 39V37L71 38ZM150 37H152V38H150ZM185 37V38H186ZM257 37V38H256ZM54 38V40L52 39V41L54 42H56V39ZM60 38V37H59ZM68 38V37H67ZM95 40H94V39ZM150 38V39H149ZM155 38V39H154ZM170 38H168V41H170L169 39ZM184 38V39H185ZM2 39V37L0 38V40ZM24 39H22V43L23 42H26ZM45 39H46V37H45ZM84 39V40H83ZM93 39V40H92ZM152 39V40H151ZM176 39V40H177ZM183 39V38H182ZM182 39L181 40H179L180 42H174V39H173V41H172V39H171V42L173 43V47H172V54L173 55H175L176 57V61H177V59L179 60H184L183 58H185V55H183L184 53H186V51H187V46L185 45V43H183V41H182ZM24 40V41H23ZM27 40V39H26ZM29 40H31V38L29 39ZM144 40H146V42H144V43H142ZM150 40V42H151V44L154 42V44L156 45V46H158V48H156V49H158V51L156 50V49H153L152 51H151V49H152V47H149L150 46V42H149V46L148 45H145V44H148L147 43V41H149ZM159 40V41H158ZM157 41L160 43L161 41H160V38L158 39ZM167 40V39H166ZM91 41H92V43H91ZM27 42H29V41H27ZM26 42V43H27ZM50 42V41H49ZM68 42V41H67ZM74 42V43H73ZM170 42V43H171ZM188 42H186V43H188ZM197 42H198V44H197ZM10 43V44H9ZM26 43H23V44H25L26 45ZM76 43V44H75ZM97 43V44H96ZM169 43V44H170ZM30 44V43H29ZM51 44V43H50ZM54 45H56L55 43H53ZM164 44V43H163ZM14 46H15V44H13ZM12 45V46H13ZM22 45V44H21ZM27 45H28V43H27ZM27 45L24 47V48H22L21 49V47L20 48H17V50H19V49H21V50H23V49H29V48H32V47H29L30 45H32V44H30V45H28V48H27ZM52 46L51 48H55V46ZM99 45V46H100ZM153 45V44H152ZM151 45V46H152ZM188 45V44H187ZM189 45V46H190ZM197 45H199V46H197ZM24 46V45H23ZM57 46H59V45H57ZM56 46V47H57ZM134 46L136 47V50L134 49ZM149 48H148V47ZM165 46V45H164ZM169 45H166V47L167 48H169L168 47ZM194 46H197V47H195L194 48ZM19 47V46H18ZM89 47H88V49H89ZM170 47V48H171ZM3 49H5V47H2ZM11 48V47H10ZM34 48V47H33ZM36 48H37V46H36ZM53 48V49H54ZM151 48V49H150ZM154 48H155V46H154ZM39 49V48H38ZM37 49V50H38ZM123 51H125V52H122L121 50ZM150 50V55H153L155 52V54L153 55V57L152 58H149V57H147L146 55V51H147V53H148V50ZM166 49V48H165ZM198 49H199V52H198ZM11 49H9V51H10ZM16 50V51H17ZM33 50V49H32ZM51 50V52H53L52 51V49H50ZM55 50V49H54ZM132 50V51H131ZM171 51V49H167V50H163V52L164 51ZM25 51V50H24ZM29 51H31V50H29ZM39 51H41L40 49L38 50V52ZM60 51V52H59ZM63 51V52H62ZM69 52V53H67V52ZM120 51V52H119ZM10 52H12V50L10 51ZM23 52V51H22ZM28 52V51H27ZM27 52H25V53H27ZM32 52V51H31ZM31 52H28V54L30 53L31 54ZM50 52V51H49ZM48 52V53H49ZM72 52V54H70ZM85 52H86V54H87V56H89V58L91 57V56H93V58H95L96 59V57H97V59L94 61V60H89V61H87V58H86V60H83V59H85V58H83V56H86L85 55ZM111 52V51H110ZM151 52L153 53V54H151ZM160 52V51H159ZM17 53V52H16ZM34 53V51L32 52V54ZM40 53V52H39ZM56 53V54H57ZM65 53H67V54H65ZM89 53H90V55H89ZM117 53H116V55H117ZM119 53H121V54H119ZM167 52H165V53H163V54H166ZM168 53H169V55H168ZM167 53V57L169 58V56L170 55H172V54H170V52H168ZM9 54V53H8ZM13 54V55H12ZM12 54H9L8 56H9V58H11V57H13L15 54L14 53H12ZM27 54V55H28ZM31 54V55H32ZM68 54H70V55H68ZM78 54L79 55H81V57L79 56V58L81 59V58H83V59H81V61H80V59L78 58ZM112 54V53H111ZM110 54V55H111ZM145 54V55H144ZM55 55V54H54ZM54 55H53V57H54ZM66 55H67V57H66ZM83 55V56H82ZM109 55V54H108ZM110 55H109V57H110ZM114 55H115V53H114ZM123 55V54H122ZM126 55V56H125ZM181 55H183L182 57H181ZM50 56H51V53H50ZM69 56V57H68ZM86 56V57H87ZM94 56H96V57H94ZM118 56H117V58H118ZM29 57H33V56H29ZM53 57H51V58H53ZM133 57H135V60H134V58ZM145 57V58H144ZM181 57V58H180ZM189 57V58H190ZM192 57H194V58H192ZM50 58V57H49ZM50 58V59H51ZM56 60H57V57H56V55H55V57H54ZM53 58V60L54 61H56L55 59ZM88 58V59H89ZM93 58H90V59H93ZM171 58H173V56L172 57H170L169 59H171ZM188 58V60H190ZM61 59L59 60V61H61ZM70 59V60H69ZM168 59V60H169ZM186 59H187V57H186ZM20 60V59H19ZM52 60V59H51ZM117 60V59H116ZM162 60H167V59H165V58H162ZM227 60L229 61L228 63H227ZM232 60H234V65H232L231 64V61ZM20 61H22V59L20 60ZM53 61V62H54ZM58 61V64L60 63ZM67 61V62H66ZM74 61V62H73ZM82 61H84L85 63L84 64H86V65H83V62ZM86 61L88 62V63H86ZM95 63H94V62ZM119 61H117V63H119ZM172 61H174L175 62V60H174V58L172 59ZM19 61H17V63H15V64H19L20 65V62L18 63ZM23 62V61H22ZM22 62H21V65H23L22 64ZM64 62H66V63H64ZM80 62H81V66L79 65L80 64ZM89 62H90V64H89ZM91 62H93V64H91ZM179 61H177V63H178ZM182 63H183V61H181ZM181 62L180 63H178L177 64V68H179L180 67V64H181ZM189 62V63H188ZM52 63V61L50 62V64ZM56 63V62H55ZM97 63V64H98ZM108 63H110V61L108 60ZM117 63L115 62V65H117ZM57 64V63H56ZM61 64H59V66L56 68V69H58V71L55 69V64L53 65V63H52V65H51V67H53L54 69H52L53 70V72L55 73H57V74H59L60 73V71H61V74L63 75V72L65 71L64 69H67V67L66 68H64V66L62 65L61 66ZM101 64H103V65H101ZM227 64H231V66L230 65H228L227 66ZM67 65V66H68ZM79 65V66H78ZM88 65H89V67H88ZM91 65V66H90ZM132 65H134V67H132ZM136 65V66H135ZM142 65V66H141ZM183 64H181V66H182ZM18 66V65H17ZM24 66V65H23ZM50 65H48V67H49ZM57 66V65H56ZM71 66V65H70ZM83 66V67H82ZM131 66V68L130 69H128L129 67ZM141 66V67H140ZM230 66V67H229ZM21 67V66H20ZM20 67H18L19 68V70H17L16 69V71L18 72V74H22L23 72H24V67H22V69H23V71H21L22 69L20 68ZM59 67H63L61 70H60V68ZM69 67V66H68ZM71 67V68H72ZM137 67V69H139ZM50 68V67H49ZM70 68V69H71ZM88 68V69H87ZM180 68H182V67H180ZM236 68V71L235 72H233L234 70L233 69H235ZM14 69V68H13ZM69 69V68H68ZM67 69V75L69 76H71V74L72 73H70L69 71L70 70H68ZM136 69V68H135ZM148 70V71H146V70ZM229 69H230V72H229ZM52 70L51 69H49V71L51 72L50 74H54L53 72H52ZM106 70V69H105ZM104 70V71H105ZM117 70H116V72H117ZM140 70V69H139ZM142 70V69H141ZM141 70H140V72H141ZM231 70H233V71H231ZM20 71L22 72V73H20ZM86 71V72H87ZM97 71V72H96ZM190 71V72H189ZM15 72V70H13V71H10V74L9 75H11V76H9L7 73H6V75L4 74V73H2V71H1V73H2V75H1V73H0V76H2V77H0V79L1 78H7L8 76V78H11L12 77V74ZM17 72H15L14 74H16ZM66 72V71H65ZM64 72V76H65V73ZM128 72H126L127 74H128V76H129V73ZM158 72H160V73H158ZM169 72V71H168ZM226 72H229V73H226ZM233 72V73H232ZM56 73H55V75H56ZM70 73V74H69ZM138 74H140L139 72H137ZM142 74H143V71L141 72ZM151 73H154V75H150ZM162 73H163V75H162ZM167 73V74H166ZM231 73V74H230ZM14 74H13V77L15 78H13L12 77V79L11 80H14V81H16V78H17V76L15 77L14 76ZM160 74V75H159ZM173 74V73H172ZM227 74V75H226ZM230 74V75H229ZM74 74H72V76H73ZM136 75V76H135ZM7 76V77H6ZM20 76L23 78V76L22 75H18V78H20ZM57 76V75H56ZM56 76H55V80H59V77H57L58 79H56ZM59 76V75H58ZM63 76V77H64ZM69 76V77H70ZM71 76V78H69V79H71L72 80V78H73V80L75 79L76 81H74V82H79L80 81V77L78 76V78H79V80H77L78 78L77 77H72ZM92 76V77H91ZM134 76L139 80H137L136 78H134ZM165 76H168V78H164ZM28 77V76H27ZM27 77H25V78H27ZM50 77H52V75L50 76ZM63 77H61V75H60V78H63ZM65 77H67V76H65ZM64 77V78H65ZM164 79H163V78ZM25 78H23V79H25ZM30 78H32L33 79V77H31L30 76ZM63 78V79H64ZM23 79L21 80V79H18V81L19 80H21V83L23 84ZM68 79V78H67ZM86 79V80H87ZM3 80V79H2ZM28 80H31V79H27V81ZM54 82H53V81ZM52 80H50V82L52 81V83H55L56 84V82H55V80H54V76H53V78H52ZM61 80V79H60ZM65 80H66V78L64 79V81L63 80H61L63 83H65V84H63V87L61 86V84L60 83H62V82H57L59 85H60V88L61 89H68V87L69 88H71L72 89V85H74V86H78L79 84H83L84 82H86V81H83V83H78L77 85H75V84H73L74 82H72V81H70V80H68V82L67 83H69L70 84V86H68L69 84H67L66 82H65ZM81 80H83L82 79V77H81ZM126 80V81H125ZM137 80V81H136ZM144 81L143 83H145L144 84V86L146 85V89H147V87H148V89H149V87H151L150 89V92H149V90L147 89H145V87L143 86V83L142 84H140V81ZM185 80V79H184ZM1 81V80H0ZM18 81H16V82H18ZM131 81H133V82H131ZM134 81H136V83L134 82ZM198 81V82H197ZM5 83V81H1V84H4ZM20 82V81H19ZM24 82L26 83V80H24ZM82 82V81H81ZM91 82V83H90ZM170 82V81H169ZM25 83L23 84V85H25ZM28 83V82H27ZM107 83V84H106ZM111 83V84H112ZM130 83H134L135 84V86H137L138 84V87L140 86V85H142L141 87L143 88V89H145V93H144V95L142 96V98H141V96L139 97L138 95H137V93L135 94V92H136V90H137V87L135 88V86H134V84H133V87L130 85V87H127V86H129V84ZM55 84H54V86H55ZM66 84H67V87H64V86H66ZM85 84V83H84ZM95 84V83H94ZM137 84V85H136ZM200 84V85H199ZM202 84V85H201ZM204 84H206V85H204ZM111 86V88H110V86ZM1 86V85H0ZM121 86H123L122 88L123 89H126V88H124V86L125 87H127V89L124 91V92H122L123 90H122V88H121ZM198 86V87H197ZM200 86V87H199ZM205 86V87H204ZM2 87V86H1ZM4 87V86H3ZM172 87H174V88H172ZM85 88V87H84ZM114 88V89H113ZM128 88H132L131 90H130V92L128 93V92H126V91H129L128 90ZM177 88H178V86H177ZM201 90H203L204 88H206V90L204 89L203 91H201ZM57 89V88H56ZM67 89H66V91H67ZM194 89V90H193ZM200 91H199V90ZM1 90H5V88L4 89H1ZM0 90V92H2L3 93V91H1ZM54 90H55V87H54ZM58 91H59V89H57ZM85 90V89H84ZM134 90V91H133ZM179 90V93H177V91ZM58 91L57 92H55L56 94L58 93ZM64 91V90H63ZM66 91H64V92H66ZM69 91H70V89H69ZM68 91V92H69ZM88 91H90V89L88 90ZM190 91V92H191ZM5 92V91H4ZM64 92L62 93V95L64 94ZM68 92H66V93H68ZM71 92L72 91H70L68 94V96H70L71 97V95L73 94V92H72V94H71ZM85 92L87 93V91L85 90ZM111 92V91H110ZM134 92V95H136V97H131V95L132 96H134L132 93ZM138 92V91H137ZM181 92V93H180ZM1 93V95L0 96H3V94ZM5 94V93H4ZM17 94V93H16ZM75 95H72V97L71 98H69V97H63L64 99H65V101L66 100H69V99H71V100H69V102H67V104L68 103H70V104H68V106H70L71 104H73V99H74V103L76 102L75 100L77 99L78 100V96L76 97V92L74 93ZM103 94V95H104ZM192 94V93H191ZM58 95H60V94H58ZM58 95H56L57 96V98H56V96H55V98H51L49 101H51L52 102V104H51V102H48L50 105H54V107H56V103H57V106H60L61 105V103L59 104V102H61L60 100V98H61V96H58ZM78 95V94H77ZM183 97H182V96ZM5 96H6V94H5ZM12 96H14L15 97V95L13 94ZM12 96H8L9 98H10V102H7V101H9V98H6L7 99V103H11L12 102V99L11 98H13ZM81 96V95H80ZM79 96V97H80ZM4 97V96H3ZM58 97H60L59 99H58ZM74 97V98H73ZM1 98V97H0ZM62 98V99H63ZM81 99H82V97H80ZM118 97L117 98H115V99H119ZM128 98H129V102H128ZM188 98V99H187ZM190 98V99H189ZM5 99V100H6ZM56 99H58L59 100V102H58V100H56ZM63 99V100H64ZM132 101H131V100ZM13 100H15V98L13 99ZM53 100H56V101H53ZM63 100H62V103H63ZM98 100H99V102H98ZM113 100H114V98H113ZM131 101V102H130ZM56 102V103H55ZM79 102V101H78ZM78 102H76L77 104H78ZM92 102V103H93ZM117 102H119V101H116V103ZM181 102H182V107H180L179 108V105L181 104ZM237 102V105H235V103ZM80 103V102H79ZM115 103V101L113 102V104L112 105H114V104H116ZM134 104V105H132V104ZM241 104V106H239L240 104ZM11 104H14V106L16 105L15 103H11ZM19 104V103H18ZM59 104V105H58ZM91 104V103H90ZM90 104H87L86 103V105L89 107L90 106ZM100 104H98V105H100ZM107 104H108V106H107ZM130 104V105H129ZM189 104V106H187ZM239 104V105H238ZM19 105H21V103L19 104ZM19 105H16L18 108H15L16 110L17 109H20L19 108ZM92 105V104H91ZM117 105V104H116ZM115 105V106H116ZM201 106V108L202 109H204L205 107H206V109H207V111L204 109L203 111L205 112H203V115H205L206 116V118L208 119V117L210 118V115H212V117L213 116H215L216 117V120L217 121H220V123L219 122H217V128L216 127H214L215 125V119H213L212 120V118H210L211 119V121H210V124H211V122L213 121V123L211 124V126L210 127H212V129L213 130H217V132L216 133H214L215 134V136H216V138H217V134H219L218 135V144L221 146L223 143V147H222V150L220 151V152H218V151H216V150H213V148L214 149H216L215 147H217V144H216V146H215V142L214 141H216V138H215V140L212 142L211 140H210V142H209V140H208V138L211 136V138L213 137L214 138V136H212V132H210L211 133V135H209L210 133H208L207 132V130H208V128H209V124H205L206 123V119H205V117L203 116V118H204V120H203V123L201 122V120L203 119L202 117H200L201 116V114H199L202 110H200L201 108H199L198 106ZM258 105H261V106H259L258 107ZM11 106L12 105H9L8 107H10L9 109H11ZM78 106H79V108H78ZM97 106V105H96ZM104 106V107H103ZM167 106V108H169L170 107V109H169V111L165 108ZM169 106V107H168ZM181 106V105H180ZM234 106L236 107L235 109H234ZM250 106H252L251 107V109H249L250 108ZM254 106H256V107H254ZM7 107V108H8ZM13 107V106H12ZM88 107H87V109H88ZM105 107V109L107 110V108ZM110 107V108H109ZM117 107V106H116ZM119 107V108H120ZM134 107H137V109H138V115L136 116V114H135V108ZM194 107H196V110H194L195 108ZM238 107H239V109H238ZM249 107V108H248ZM6 107H4V111L5 110H8V109H5ZM71 108H73L72 106H71ZM92 108V109H91ZM167 110V112H164V111H166L165 109ZM191 109L192 111H194L195 112V116L194 117H192V115H190V113L192 112H190V110H189V112H188V109ZM194 108V109H193ZM197 108L200 110H198V112H197ZM241 108V109H240ZM86 109V108H85ZM86 109V110H87ZM14 110V107L12 108V111ZM16 110H14V111H16ZM75 110V109H74ZM89 110V109H88ZM92 110V111H91ZM102 110H104V109H102ZM105 110V111H106ZM122 110V111H121ZM240 110V111H239ZM104 111V112H105ZM107 112V111H106ZM121 112V113H120ZM10 113H11V111H10ZM9 112H8V114H10ZM88 113V114H89ZM108 113H109V111H108ZM107 113V114H108ZM110 113V114H111ZM114 113H112V114H114ZM193 113V112H192ZM106 114V113H105ZM106 114V115H107ZM109 114V115H110ZM183 114H185L186 116L189 114L190 116H187V118L189 117V119H187V121L188 120H190V121H188L187 123L185 122V124L183 123L184 121L183 120H185V119H183L184 118V116H183ZM199 114V115H198ZM206 114H210V115H208V117H207V115ZM198 115V116H197ZM88 116V117H87ZM185 116V117H186ZM1 118L0 119H2V116H0ZM192 119H191V118ZM199 117L200 118H202L201 120L199 119ZM93 118V119H92ZM97 118V119H96ZM181 118H182V120H181ZM214 118V117H213ZM77 119V120H76ZM79 119V120H78ZM92 119V120H91ZM94 119H96V120H94ZM164 119V120H163ZM166 119V120H165ZM168 119H169V123L170 122H172V120H173V122H175V125H176V129L174 128V130H175V132H173V131H171V129L170 130H164V128L166 127V126H164V128L162 129V127H163V125L161 126V125H159L158 123H160L161 124V122L160 121H162L163 120V122L166 124V122L165 121H168ZM107 120V121H106ZM140 120H144V121H140ZM150 120V121H149ZM158 120H160L159 122H158ZM171 120V121H170ZM209 120V119H208ZM72 121V120H71ZM95 121H97V122H95ZM149 121V122H148ZM48 122H50V121H48ZM73 122V121H72ZM158 122V123H157ZM162 122V123H163ZM172 122V124H171V126L173 127V126H175V125H173L174 123ZM260 122V123H259ZM99 123H101V125L99 124ZM163 123V124H164ZM168 123V122H167ZM110 124H106V125H110ZM116 124H118V125H116ZM73 125V124H72ZM82 125V126H83ZM97 125V127H99ZM213 125V126H212ZM50 126H51V123H50ZM78 126V127H79ZM115 126V127H114ZM106 127V128H107ZM88 128V129H89ZM107 128V129H108ZM169 128H171V127H168L167 129H169ZM193 128V129H192ZM201 128H204L205 129V131H206V133H205V131H204V133H202L203 134V136L204 137H206L207 135H209V137L207 138H205V139H203V141H202V139L200 138L199 139V137H201V134L199 133L198 134V132L197 131H201V132H203L202 130H201ZM140 129H144L146 132V136H148L147 138H144L143 139V141L144 140H146V139H148L149 138V140L148 141H146V143H143V141H142V139H141V134H139V132L138 131H140ZM149 131V133H150V137H149V133L147 132V130ZM162 129V130H161ZM198 129V130H197ZM203 129V130H204ZM207 129V130H206ZM119 130V131H118ZM196 131L197 132V135L199 136V137H193V136H191L190 134H195L196 132H194V131ZM215 130V131H216ZM263 130V131H262ZM86 131V132H85ZM126 131V133H127V135L125 134V135H123V133ZM168 131V132H167ZM171 131V132H170ZM199 131V132H200ZM210 131H211V129H210ZM46 132V131H45ZM44 132V133H45ZM100 132V133H99ZM117 132H121L120 134H122L121 136H118V135H116V133ZM123 132V133H122ZM138 132V134L140 135V140L142 141H140L141 142V144L139 145L138 144V140H137V133ZM156 134H155V133ZM214 132V131H213ZM79 133V132H78ZM90 134V135H88V134ZM130 133V134H129ZM168 133H172L171 134V137L169 136V135H167ZM173 133H176L174 136H172L173 135ZM48 134V133H47ZM75 134V133H74ZM104 134V135H103ZM148 134V135H147ZM158 134L160 135L161 134V136H159L158 137ZM163 134V135H162ZM193 134V135H194ZM205 134H207V135H205ZM257 134H259V135H257ZM69 135V134H68ZM88 135V136H87ZM114 135V136H113ZM143 135V134H142ZM144 135V136H145ZM192 137V139H191V137ZM118 136V137H117ZM123 136V137H122ZM145 136V137H146ZM164 136H169L170 138H166V137H164ZM194 136H196V134L194 135ZM202 136V138H204ZM84 137V136H83ZM100 137H101V140L102 141H98L99 139H100ZM103 137V138H102ZM106 137V138H107ZM161 137V138H160ZM164 137V138H163ZM180 137V138H181ZM189 137H190V139H189ZM78 139V141H77V139ZM81 138V139H80ZM163 138V139H162ZM173 138V139H174ZM179 138V139H180ZM195 138H196V140H195ZM197 138L200 140V142L202 141L203 143H204V141L206 142V144L204 143V145L206 146L207 145V142L210 144L211 142H212V144L215 146V147H211L210 148V146H211V144L208 146V148H206L204 145L202 146V144L199 142H197L198 143V145H196L195 143H196V141H198L197 140ZM225 140H224V139ZM65 139V138H64ZM84 139V141H86V139L85 138H83ZM173 139H172V141H173ZM175 139V140H176ZM194 139V143L193 144H195V145H193V144H186L187 142H189V140L192 142V140ZM223 139V141H221ZM68 140V139H67ZM108 140L110 141V142H112L113 140H115L116 141V144H115V141L114 142H112V144L111 143H109L108 142ZM122 140V141H121ZM174 140V141H175ZM234 140V141H233ZM69 141V140H68ZM75 141V142H74ZM120 141V142H119ZM124 141V143H126V144H128V145H124L123 143V147H121L120 145H117V144H119V143H121V142H123ZM167 141H165V142H167ZM178 141V140H177ZM182 141V142H183ZM73 142H74V144H73ZM145 142V141H144ZM148 142V143H147ZM186 142V143H185ZM191 142H189V143H191ZM221 142H223V143H221ZM59 143H61V141L59 142ZM65 143V142H64ZM63 143V144H64ZM77 143L75 144L76 146H79V145H77ZM144 144V146H143V144ZM246 143H250V144H254V143H257V145L258 146H260L259 148H260V152H261V149H262V152L260 153V152H258V151H256L257 149H255V147H258V146H256V145H254V150L256 151V154L254 153V154H251V151H250V149H249V145L247 146L246 145ZM66 144H68L67 142H66ZM84 144V143H83ZM175 144H177L176 146H175ZM181 144V145H180ZM185 144V145H184ZM200 144H201V146H200ZM233 144V146L231 147V145ZM60 145V144H59ZM58 145V146H59ZM62 145V144H61ZM70 145V146H71ZM74 145V146H75ZM85 145V144H84ZM93 145V146H94ZM115 145H117V146H120V148L121 149H119V147H117L118 149H117V151L116 152H118V154H119V150L121 151L122 149H124L123 151H125L126 150V148H127V150H128V152H126V156L124 155L125 154V152L124 153H120V154H122L121 156H119L118 155V157H122V161H123V159H124V162L125 161H127L128 159H126L125 160V158H129V156H127V154L129 153V152H131V159L129 158V160L127 161V162H122L121 161V158L120 159H118L117 158V160H116V155L117 154H114V153H112L113 151L115 152V150L116 149H114V146ZM186 146V145H190V148H185L184 146ZM263 145V146H262ZM67 146V145H66ZM86 146V145H85ZM191 146H199V147H191ZM244 146H247V147H244ZM262 146V147H261ZM108 150V148H109V150H110V152H109V154L112 156V154H114L112 157H115V158H112L111 156L109 157V161H107L108 160V152H107V150H105V148ZM116 147V146H115ZM125 147V148H124ZM159 147V146H158ZM158 147H156L157 149H158ZM165 147H166V145H165ZM164 147V148H165ZM187 147V146H186ZM189 147V146H188ZM234 147H236L239 151H240V153L239 154H237L236 152H234L233 150H235V151H238V150H236V148H234ZM82 148V149H81ZM94 150H96V151H93L92 149ZM97 148V149H98ZM111 148V149H110ZM129 148V149H128ZM149 148V149H150ZM151 148V149H152ZM158 149V150H161V149ZM232 148H234V149H231ZM243 148H246V149H243ZM57 149H59L58 151H57V153L61 150H63L62 148H60V146L57 148ZM89 149H91L93 152H95L94 154H96L95 156L96 157H94V155H92L93 154V152H91V150L89 151ZM105 150L104 151V153H103V150ZM146 149V150H145ZM247 149H249V151H250V153H249V151L247 150ZM253 149V148H252ZM251 149V150H252ZM99 150V149H98ZM108 150V151H109ZM168 150V151H167ZM173 150V149H172ZM233 152H231V151ZM243 150H245V153L243 152ZM254 150H252V153L253 152H255ZM259 150V149H258ZM73 151V150H72ZM89 151V152H88ZM167 151V152H166ZM212 151H214V152H212ZM215 151H216V153H215ZM105 152H107V153H105ZM162 152V151H161ZM246 152H248L249 154H246ZM90 153H92L91 155H92V157H91V155H90ZM144 153H146V154H144ZM151 153L152 154H154V156H152L151 155ZM236 153V154H235ZM75 154H78V157H80L81 159H79L78 157H77V155H75ZM104 154V155H103ZM106 154L108 155V156H106ZM238 155L237 156V158H236V156H234V155ZM80 155V156H79ZM128 155H130V153L128 154ZM192 155V156H191ZM61 156V155H60ZM66 156V155H65ZM64 156V157H65ZM69 156V155H68ZM74 156H76V158H78L79 159V162L81 161V163H77L78 162V160L74 157ZM90 156V157H89ZM106 156V157H105ZM160 156V155H159ZM94 157V159H96V160H94V162H93V158ZM100 159L99 161H98V158ZM124 157V158H123ZM183 157V158H182ZM193 157V158H192ZM60 158V157H59ZM62 158V157H61ZM105 158H107V159H105ZM205 158H207V160H205ZM216 158V159H215ZM102 159H105L106 161H104V160H102ZM163 159H161L160 160V162H159V158L157 159L156 158V160H158V163L160 164V166L163 164V162H161ZM62 160H63V158H62ZM73 160H75L76 161V163H74L73 162ZM87 160V159H86ZM102 160V161H101ZM118 160H120L121 161V163H119L118 162ZM169 160H170V162H169ZM204 160V161H203ZM66 161V160H65ZM164 161V162H165ZM62 161H60V163H61ZM91 163L92 164V162H93V164H95L96 165V162L98 163L96 166L95 165H93V167H92V165H91V167H88V163ZM106 162V163H105ZM194 162V163H193ZM212 162V160H210V163ZM102 163V164H101ZM123 163V164H122ZM142 165H141V164ZM157 163V164H158ZM166 163V162H165ZM194 165H193V164ZM201 163H203V164H201ZM77 164V165H76ZM80 164H81V166H80ZM103 164V165H104ZM109 166H108V165ZM120 164H121V166H120ZM127 164V165H126ZM139 164H140V167H139ZM143 164H145V165H143ZM158 164V165H159ZM180 164H178V162H177V168L179 167L180 168V171H179V168L177 169L176 167H173L171 164L169 165V166H172L173 168H171L170 167V169H172V170H175L174 172H172L173 174L174 173H176L177 171L179 172V174H183V173H181V169H183L182 167L184 166L185 168H187V165L185 166V165H183L182 167H180ZM201 164V165H200ZM252 164H254V165H252ZM57 165V164H56ZM82 165H84V166H82ZM87 165V166H86ZM89 165V166H90ZM135 165L136 166H138V168L142 171V174H143V172H144V179L145 178H147L148 180H150L149 178H151L152 180H150L152 183V185L150 184V181H145V186L146 187H148L149 185H151V187L153 186V189L152 188H146V187H144L143 185H142V183L143 182H141L140 183V185L141 186H143V188L141 189V191L140 190H138L139 189V187H140V185H139V183H138V187H137V181L139 180V181H143L144 179L142 178L141 180H140V176L142 175H140L139 173H138V175H136V177H132L133 179H135V178H137V180L135 179L134 181L136 182H133V180H132V178L130 177V176H132V173L133 174H136V172L134 173V172H131L130 170H135V169H133L131 166H133V167H135ZM156 165V164H155ZM174 165V164H173ZM176 165V164H175ZM174 165V166H175ZM205 166L206 165H208V163H206V164H204ZM203 165V167H205ZM63 166V165H62ZM106 166H108V167H106ZM160 166H157L156 165V167H160ZM168 166V167H169ZM195 166V167H194ZM253 166V168H250V169H252V170H254V166H255V168L257 169V171L256 170H254L255 172H253V173H251L252 171L249 169L248 170V168L247 167H252ZM111 169H110V168ZM141 167H143V168H141ZM165 167V166H164ZM163 167V168H164ZM202 167V168H203ZM207 167V166H206ZM259 167H260V170H258L259 169ZM58 168V167H57ZM60 168V167H59ZM95 169L96 171H97V173H98V169ZM108 168H109V170H108ZM119 168H120V170H122V171H120L119 170ZM131 168V169H130ZM148 168V169H147ZM161 169L162 170V172L163 171H165L164 173H165V175H166V170H164V169ZM177 170H176V169ZM189 168V167H188ZM245 168L248 170L247 172L245 171ZM263 168V170H261ZM106 169H107V171H110V172H106V174H105V171H106ZM138 169V170H139ZM152 169V170H151ZM165 169H167V167H165ZM205 169H207V170H204V168H203V172L205 171L206 173H207V171H208V169H209V165H208V168H205ZM243 169H244V174H243ZM72 170H74V168L73 169H71V171ZM105 170V171H104ZM113 170V171H112ZM137 170V169H136ZM139 170V171H140ZM160 170V171H161ZM184 170V169H183ZM191 170V169H190ZM190 170H189V172H190ZM198 170V171H197ZM202 170V169H201ZM200 170V171H201ZM59 171V170H58ZM68 171V172H69ZM70 171V172H71ZM85 171L87 172V175H85L86 173H85ZM119 171V172H118ZM124 171H125V173H124ZM153 171H155V170H153ZM185 172H188V169H187V171H186V169L184 170ZM184 171H182V172H184ZM195 171H194V174H196L195 173ZM199 171V172H200ZM210 171V172H209ZM209 173H210V179H211V175H213V176H215V177H218L217 175H214L215 173H218V171H215V173H213L214 172V169L212 168V173H211V170L209 169ZM230 171V172H229ZM234 171V173L231 175V173ZM241 171H242V173H241ZM262 171V172H261ZM63 172V171H62ZM114 172H115V174H114ZM122 172V173H121ZM138 172V171H137ZM167 172H169V171H167ZM178 172H177V174H178ZM189 172L187 173V174H189ZM198 172V173H199ZM203 172H201V174L203 173ZM204 172V173H205ZM258 172H259V174H258ZM261 172V173H260ZM60 174H61V170H60V172H59ZM85 173V174H84ZM108 173H110V174H108ZM116 173H118L117 175H116ZM122 174V176H123V179H122V176L120 177V175ZM127 173H130V176H128V174ZM198 173H197V176H198ZM206 173H205V176H206ZM238 173V174H237ZM240 173V174H239ZM114 174V175H113ZM127 174V175H126ZM152 174H154V175H152ZM170 174H171V172H170ZM170 174L168 173L167 174V176L166 177H168V175H169V177H170ZM173 174H171V176L173 175ZM178 174V175H179ZM229 175V177H228V175ZM254 174V175H253ZM64 175H62V177L64 176ZM77 175V177H79ZM98 175V174H97ZM103 177V175H104V178L105 179H103V178H101V176ZM106 175H110V176H108V177H106ZM119 175V176H118ZM127 177H126V176ZM140 175V176H139ZM178 175H176V177L178 176ZM184 175H185V173H184ZM184 175H182V177L184 176ZM199 175H200V173H199ZM227 175V176H226ZM57 176H58V174H57ZM61 176V175H60ZM64 176V177H65ZM117 176L119 177V178H121L122 180H123V182H121L123 185L125 184L127 187H126V191H125V186H122L121 185V183H120V181L118 180L119 178H117ZM127 178H125V177ZM133 176H135V175H133ZM137 176H139L140 178L138 179V177ZM189 176H192V174L191 175H189ZM188 176V178H187V181L186 180H184L183 182L185 183V182H187V183H185V184H190V182H188L189 180V177ZM197 176H196V178H197ZM202 176H204L203 174H202ZM201 176V177H202ZM202 177V179H201V181L203 180V182L201 183V184H199L198 182V184H199V186L201 185V188L204 186V184H205V187H207V186H209V185H207L206 186V181H208V179L207 180H205V183H204V178L206 179V177ZM224 176H226V177H224ZM63 177V178H64ZM66 177H65V180H67L66 179ZM128 177H130V180L128 179ZM180 177V176H179ZM182 177L180 178V180H179V178L177 177L175 180H179L181 183H182ZM194 177V176H193ZM238 177V176H237ZM237 177H235V178H237ZM73 178H75V177H70V180L72 181V182H75L74 181V179ZM117 178V180L115 181V179ZM175 178V177H174ZM192 178V177H191ZM208 178V177H207ZM219 178V177H218ZM218 178L217 179H213L214 181H218ZM234 178V177H233ZM60 179H61V177H60ZM60 179H58L57 181H59ZM75 179V180H76ZM83 179H85V180H87V181H89V182H87V181H85V180H83ZM92 179V180H91ZM163 180H161L160 181V183H158V184H161V182L163 181V182H165L167 179L165 178V181H164V177L162 178ZM193 179V181L195 180V178H192ZM199 179V178H198ZM197 179V180H198ZM69 180V179H68ZM67 180V181H68ZM69 180V181H70ZM84 182H83V181ZM174 180V181H175ZM191 180V179H190ZM212 180V179H211ZM210 180V181H211ZM212 180V182H213V184H214V181ZM221 180V179H220ZM70 181V182H71ZM113 181H115V182H113ZM124 181H126L125 183H124ZM131 181H132V183H134L133 185H131L132 183H131ZM138 181V182H139ZM179 181H176V183H173V182H171V184L173 183V184H175V186H176V184H177V182L179 183ZM196 181V180H195ZM70 182H67V187H69V185H68V183H70ZM72 182L70 183L71 185H72ZM111 182H113V183H111ZM119 182V183H118ZM128 182V183H127ZM162 182V183H163ZM219 182V181H218ZM221 182H222V180H221ZM79 185H78V184ZM105 183H106V185H105ZM127 183V184H126ZM129 183H131L130 185L131 186H133L135 189L133 190V187H131L130 185H128ZM147 183H148V186H147ZM195 183V182H194ZM193 183V184H194ZM196 183V184H197ZM216 183V185L214 184L213 186V188H211V189H213L214 191H217V193H218V188H219V193H221V194H217L216 192L214 193V191H213V193L215 194V197H218L217 195H221V197L220 198H226L227 200L226 201H228L229 202V199H230V202H232L233 203V196H232V200H231V195H230V193L229 192H226V190L225 189H223V191L225 190V192H223V191H221L220 189H221V184L222 183H217V182H215ZM251 183L249 184V186L248 187H250V185H251ZM90 184V185H91ZM99 184V185H98ZM115 184H117V187H116V185ZM119 184V185H118ZM164 184V185H163ZM162 184V188H160L161 189V191H162V189L163 190H165L166 189V191L168 190L167 189V187L164 189L163 188V186H165V184L167 185V183L165 182V183H163ZM185 184H183L182 183V185H184V186H187V185H185ZM192 184V183H191ZM217 184H218V187L216 188V186H217ZM220 184V185H219ZM70 185V188L71 187H73L74 185H72L71 186ZM79 186L80 187V189H82L81 187L82 186ZM88 186V188L90 187V189H92V191H90V190H87L85 187H87ZM98 185V186H97ZM115 185V186H114ZM179 185H180V183H179ZM179 185H177L178 187H179V192H181V193H183L184 194V190L182 189V188H184L185 189V187H181V186H179ZM76 186H74V187H76ZM102 186H103V188H105V189H103L102 188ZM109 186H111L110 188H109ZM128 186H129V188H131L132 189V192H131V190L128 188ZM73 187V188H74ZM79 187H76V188H79ZM116 189H115V188ZM119 187H122V189H123V192H121V194H120V191H122V189H119ZM173 188L174 187V185H173V187L170 185L169 186V188ZM178 187H174V189H175V191L176 192H178V190L176 189V188H178ZM204 187V188H205ZM210 187H211V185H210ZM73 188H71L72 190H73ZM75 188V190L76 191H79L80 189H76ZM120 190H118V189ZM128 188V189H127ZM138 188V189H137ZM145 188V189H144ZM155 188H157V187H155ZM204 188H202L203 190H204ZM216 190H215V189ZM93 189H96V190H93ZM103 191H102V190ZM137 189V190H136ZM143 189H144V191H143ZM146 189L147 190H149L147 193L149 194V192L151 193L149 196H151V197H148V198H152V200L151 201H153V202H150V199L148 200H144L145 199V197L147 198V193L145 192L146 191ZM151 189V190H150ZM159 189V188H158ZM157 189V190H158ZM173 189V190H174ZM182 189V190H181ZM206 189V188H205ZM209 190L208 188L206 189V190H209V193H212V190ZM245 192L246 191H249V190H246L247 189V186H245ZM249 189H251V187L249 188ZM75 190H73L71 193H75L74 191ZM138 192H141V194L139 193V195H137L138 193L136 192V191ZM152 190H153V192H152ZM172 190V189H171ZM172 190V191H173ZM86 191V192H85ZM119 191V192H118ZM125 191V192H124ZM128 191H130L129 192V194H128ZM133 191H135V192H133ZM143 191V192H142ZM159 191V193L161 192L160 190H158ZM170 191V190H169ZM175 191H173V192H175ZM205 191V190H204ZM221 191V192H220ZM145 192V193H144ZM154 192V194H156ZM168 192V191H167ZM175 192V193H176ZM178 192V198H179V195L181 194V193H179ZM223 192V193H222ZM241 192V191H240ZM263 194H264V192H263V190L261 191ZM69 193H70V191H69ZM77 193V194H76ZM75 194L77 195V196H79L78 195V193H83L82 192V190L80 191V192H76ZM94 193V192H93ZM124 193H126V194H124ZM130 193H132V195L130 194ZM142 193H144L143 194V196H140V195H142ZM162 193V196L163 195H165L166 193H165V191L164 192H161ZM165 193V194H164ZM169 193H172L171 191L169 192ZM208 193V194H209ZM224 193L225 194H227V193H229V195H228V197H229V199L227 198V195H224ZM234 193V192H233ZM233 193H231V194H233ZM242 193V192H241ZM248 193H250V191L248 192ZM247 192L246 193H244V194H248ZM74 194V195H75ZM113 194H114V196H113ZM124 194V195H123ZM128 194V197L127 198H125L126 197V195ZM134 194H136L135 195V197L137 196V199L133 196ZM174 194V193H173ZM183 194H182V196H183ZM217 194V195H216ZM243 194V193H242ZM74 196V199H75V201L72 199V202L70 201V204L72 203H76L77 204V202H78V204L80 205V207H79V205H78V207L79 208H82V204H84V207L87 205H89L88 207L86 206V208H87V212H89L90 213V210L93 208V206H92V203H91V201H90V199L88 200L87 198H88V195L87 194H83L84 195V197H82L83 195H81L80 197L81 198H79V199H82V198H84V199H82V201L80 200V201H77L78 200V198H77V196ZM110 195V196H109ZM117 195H119V196H117ZM130 195V196H129ZM145 195V196H144ZM160 195V194H159ZM175 195V194H174ZM177 195V194H176ZM175 195V201H176V199L178 200V198H176L177 196ZM207 195V194H206ZM205 195V196H206ZM248 195H250V194H248ZM248 195H246L247 197L246 198H248ZM85 196H87V197H85ZM105 196H107V197H105ZM108 196H109V199H108ZM114 197V199L116 200L117 198H115L116 196L117 197H120L119 198V201L118 200H116L117 202H119V203H117V202H115V200H113L112 199V197ZM133 196V197H132ZM138 196H139V198L141 197H143L144 199H142V200H144V201H146L145 203L144 202H142L141 203V198H140V200H138ZM161 196V195H160ZM159 196V197H160ZM181 196V195H180ZM199 195H197V200L198 201H200L199 200V198L200 197H198ZM226 196V197H225ZM96 197H98V198H96ZM107 198V199H105V202L104 203H106L105 205L104 204H102L103 203V201H102V199L103 198ZM111 197V198H110ZM122 197H123V199H122ZM134 199H136V201H134L132 198ZM202 197H204V196H202ZM237 197H238V195H237ZM239 197H240V195H239ZM250 197V196H249ZM89 201V203H88V201L86 200V199ZM125 198V199H124ZM131 198V199H130ZM182 198V199H181ZM178 201H176L175 203H176V205L178 206V203L177 202H179L180 204H179V206H182V204L183 203H181V201L183 200V199H186V198H183V197H181ZM190 198V197H189ZM189 198H188V200H187V204H189L188 202H191V204H189V205H192V202H193V205H194V202L196 201V203L195 204H197V200L195 199L196 198V196H194V199H195V201L193 200H191V201H189ZM120 199L121 200H123V202L122 201H120ZM128 199V200H127ZM130 199V200H129ZM217 200H219L218 198H216ZM215 199V200H216ZM236 199V198H235ZM249 199V198H248ZM87 202H86V201ZM97 200V201H98ZM106 200H108L107 202H109V200H110V204H109V206L112 204V206L111 207H109L108 206V203L106 202ZM112 200L115 202H112ZM134 201V203H132L133 201ZM138 200V201H137ZM221 200V205L220 206H222L221 208H223V209H221L222 211H221V214H225V212L227 213V215L229 214V212H231L230 210H229V208L230 209H234L233 207H225L226 209H224V207H223V204L225 203H223V200L222 199H220ZM237 200L239 201V199L237 198ZM128 201H130L129 203H128ZM147 201H149L150 202V207H149V203L147 204ZM84 202V203H83ZM86 202V203H85ZM121 202H122V205H123V207H122V205L120 206L119 204H121ZM126 202V203H125ZM154 202H155V204H154ZM183 202V201H182ZM185 202H186V200H185ZM185 202H184V204H185ZM218 202V201H217ZM229 202V203H230ZM116 203H117V207H119V209L117 210V209H115V205H116ZM125 203V204H124ZM127 203L130 205H127ZM154 204V205H151V204ZM202 206L204 205V203L205 202H203L202 201ZM209 203V202H208ZM227 203V202H226ZM234 203L236 204L237 202H235L234 201ZM75 204V205H76ZM115 204V205H114ZM164 204V203H163ZM174 204V203H173ZM183 204V205H184ZM187 204H185L186 206H187ZM199 204V203H198ZM206 205H204L203 207H204V209L205 210H207V208L209 209V206L208 205H210L211 206V203H209V204H207V203H205ZM218 204V203H217ZM216 204V206H218ZM235 204H233V206L235 205ZM238 205L240 204V202H238L237 203ZM243 204L244 203H242L241 205L243 206ZM74 205V204H73ZM74 205V206H75ZM91 205V206H90ZM127 205V206H126ZM142 205V206H143ZM184 205V206H185ZM187 206V207H189L190 208V206ZM215 205V204H214ZM232 205V204H231ZM238 205H235L234 207L235 208H239V210L241 211V208H243L242 206L240 207V205L238 206ZM261 205V206H260ZM107 206H108V208H107ZM198 206V205H197ZM197 206L195 207L196 208V211H197ZM201 206V205H200ZM200 206H198L199 208H200ZM208 206V207H207ZM238 206V207H237ZM258 207H253L254 208V210H256L257 208H259V206L261 207V208H259V210H261V211H259L258 209H257V212L256 213H260V215H262V212H263V210H262V208L264 209V207H263V205L262 204H260L259 203V205H257ZM77 207V209H79ZM90 207H92V208H90ZM113 207V208H112ZM126 207L128 208V209H126ZM152 207V208H151ZM173 207V206H172ZM192 207V206H191ZM203 207L202 208H200L201 210L203 209ZM207 207V208H206ZM74 208V207H73ZM75 208H76V206H75ZM108 210H107V209ZM109 208H111V209H109ZM121 208V209H120ZM133 208H135V207H133ZM164 208H165V205H164ZM188 208V210L186 209V207L184 208L185 209V211H183V212H186V210H187V212H189V213H191V210H195V208L193 207V209H189ZM115 209V210H114ZM130 209V211H128ZM244 209V208H243ZM118 212H117V211ZM119 210H121L123 213L124 212H126V213H128L129 215H131L132 217V219L130 218L129 220H131V221H134L133 223L136 225L137 224V226H133L134 224L131 222V221H129L128 220V218L130 217H128V214H126V213H120L119 212ZM125 210V211H124ZM135 210H136V208H135ZM148 210V211H149ZM153 210H156V209H153ZM165 210V209H164ZM190 210V211H189ZM225 210H227V211H224ZM238 210V209H237ZM104 211H107V212H105L104 213ZM114 211V212H113ZM128 211V212H127ZM137 211V210H136ZM157 211H158V209H157ZM196 211H194V212H196ZM108 212H109V214H108ZM115 213L114 215H112V214H110V213ZM117 212V213H116ZM164 212V211H163ZM194 212H193V214H194ZM223 212V213H222ZM120 213V214H119ZM157 213H159V212H157ZM165 213V212H164ZM163 213V215H165ZM189 213H188V215H189ZM119 215L120 217H118L117 215ZM126 214V215H125ZM169 214V213H168ZM186 214V213H185ZM87 215H90V214H87ZM112 216V217H109V216ZM121 215H123V218L124 219H126V220H128L129 221V223L127 222V224L129 225H131V227L133 226V232L135 231L136 232V234H135V232L134 233H132V231L130 230L131 229V227H129L128 228V226H126V224H125V226L126 227H120L121 226V224L123 223L124 224V222H125V220L124 221H122V216ZM226 215V214H225ZM221 216V217H219L220 219H222V217H223V219L222 220H224L225 219V217H228L227 215L226 216ZM100 216H102V215H100ZM99 215H98V217H100ZM117 216V218L115 219V217ZM148 217V218H150L153 222L151 223V221H150V224H149V228H148V223L149 222H147L146 221V219L147 218H145V217ZM162 216V215H161ZM161 216H159L158 215V217H161ZM165 216H167V215H165ZM177 216V215H176ZM175 216V219L177 218L178 219V221H179V219H181V216L179 217V215L176 217ZM88 217V216H87ZM103 217V216H102ZM136 217H138V218H141V219H136ZM144 217V218H143ZM114 220H113V219ZM121 218V219H120ZM143 218V219H142ZM214 218L215 217H213L212 219H213V222H214ZM218 218V219H219ZM229 218H231V217H229ZM133 219H135L137 222L139 221V222H141L139 225H141V226H139L138 227V223L136 222L135 223V220H133ZM150 219H147L148 221L150 220ZM169 219H171V218H169L168 217V220ZM176 219V220H177ZM183 220H184V218H182ZM180 220V222H182L183 223V220ZM227 220H228V222H230L231 224H233V226H234V224L236 223H234V221H231V219H228V218H226ZM241 219V218H240ZM142 220H143V223H142ZM168 220L166 221V223L168 222ZM186 220H188V219H186ZM217 220V219H216ZM221 220V221H222ZM233 220V219H232ZM242 220V219H241ZM241 220H240V222H238L240 225H241V223H243V222H241ZM263 220H264V218H263ZM119 221V222H118ZM120 221H122L121 223H120ZM144 221H146V223H144ZM177 221V222H178ZM243 221V220H242ZM125 222V223H126ZM133 224H131V223ZM169 222H170V220H169ZM187 223V225L186 226H189L190 225V223H189V225H188V222L187 221H184V223ZM225 222V224L224 225H226V221H224ZM263 222L264 221H262V223L261 224H263ZM183 223V227H181L182 225H180V227L179 226H173L174 227V229H176V233H177V231L178 232H185L184 230H181V229H184V227H186L185 226V224ZM246 224H247V222H245ZM245 223H244V226H242L243 228H245L246 229V225H245ZM85 224V223H84ZM175 224V223H174ZM177 224V223H176ZM215 224V223H214ZM220 224H223V222H221ZM229 224V223H228ZM228 224H227V226H228ZM237 224V223H236ZM239 224L237 225L238 227H239ZM261 224L259 225V228H261ZM109 225H111L112 227H108ZM144 225V226H143ZM167 225V224H166ZM223 225V226H224ZM230 225V224H229ZM84 226V225H83ZM123 226V225H122ZM167 226H169V225H167ZM166 226V227H167ZM191 226V225H190ZM190 226H189V228H190ZM217 227H219L220 229L222 228V227H220V225L218 226V225H216ZM231 226V225H230ZM230 226H228L227 228H228V230L230 229V231H228V233L229 232H231V233H234V235L233 234H231V233H229V235H233V236H235V234H236V230L237 229H239V228H237L236 227V225L234 226V227H236L237 229L235 230V228L233 227H230ZM249 225L247 224V227H248ZM262 226H264V225H262ZM118 228V230H119V233H117L118 232V230H117V228ZM120 227V228H119ZM141 227H143V228H145V229H143V228H141ZM179 227V228H178ZM213 227H214V225H213ZM104 228H106L105 230H104ZM123 228V229H122ZM126 228H128V229H126ZM139 228V229H138ZM142 230H141V229ZM169 228V227H168ZM168 228H165V231L166 232H168V230H166V229H168ZM179 230H178V229ZM181 228V229H180ZM232 228V229H231ZM84 229V228H83ZM120 229H121V231H122V233H121V231H120ZM147 229H149V230H147ZM152 229V228H151ZM170 229V231H171V228H169ZM188 229V228H187ZM242 229V228H241ZM241 229H240V231H241ZM81 230H82V228H81ZM140 230H141V232H140ZM144 230V231H143ZM146 230V231H145ZM181 230V231H180ZM231 230H233V231H231ZM255 230H257L258 231V229H255ZM254 230V231H255ZM262 230H264L263 229V227H262ZM261 230V231H262ZM117 231V232H116ZM123 231H125V232H123ZM127 231V232H126ZM238 231V230H237ZM242 231H243V229H242ZM258 231V233H260V234H258L257 233V235H258V237H257V235H256V237H257V239H256V237L255 236H253L254 238H252L251 237V239H249V237H247V235H246V237H247V240H246V242L244 241V243H246L245 245H247L246 247H249V248H247L248 250V252H250V254L249 255H252L251 257H249V255H248V261H249V259H250V262H251V260H253L256 264H261V262H262V264H264L263 263V257H264V247L263 248H261V251H262V253H261V251H259V250H257V249H254L253 248V246L256 248V242L257 241H259V238H261L262 237V239H263V237H264V235H262L261 233H263L264 231ZM81 233H84V230H82V232ZM86 233V232H85ZM126 233H128L127 235H128V239H127V235H124V234H126ZM130 233H132V234H135V235H132V234H130ZM170 233V232H169ZM168 233V234H169ZM228 233H227V236H228ZM98 234H100V232L98 231ZM118 234V235H117ZM131 236H130V235ZM145 234H143V236L145 235ZM157 234V233H156ZM165 234H167V233H165ZM182 234V233H181ZM254 235L256 234L255 232L253 233ZM264 234V233H263ZM81 235V234H80ZM101 235H102V233H101ZM119 235H123V238L122 237H120ZM183 235V234H182ZM192 235H195V234H192ZM261 235V236H260ZM118 238H117V237ZM132 236H134V237H132ZM154 236V237H153ZM170 236V235H169ZM183 236H186L185 235V233H184V235ZM233 236H231V238L233 237ZM249 236V235H248ZM97 237H99V235L97 236ZM121 239H120V238ZM130 237H132V238H130ZM171 237V236H170ZM179 237H182L181 235H179ZM188 237V236H187ZM130 238V239H129ZM184 238V237H183ZM195 238H197V236L195 235ZM195 238H194V240H195ZM228 238V237H227ZM133 239V240H132ZM186 239V238H185ZM185 239L183 240V242H185ZM189 239V238H188ZM188 239H186V241L188 242ZM191 239H192V237L189 239L190 241H191ZM242 239V238H241ZM257 240L256 242H254L253 243V241L254 240ZM260 240L259 242L261 243V244H259V242H257L258 243V245H259V249H260V247L261 246H263L264 245V243H263V245H262V242H264V239L263 240ZM89 240V239H88ZM99 240H101V242L99 241ZM103 240V238H98V240H97V238H95V241L93 240V239H91L90 240V242L91 241H94V244L98 241L99 242V246H97L98 245V243H96V245H94L93 244V242H92V245H91V243H90V245L93 247V250L95 251L96 249H98L99 250V247L102 245V246H104V242H106V241H108L109 242V240H107L106 239V241H105V239H104V241H102ZM121 240V241H120ZM127 240H128V242H127ZM130 240V241H129ZM194 240H192V241H194ZM248 240H249V242H250V240H251V242L248 244L247 242H248ZM136 241H137V239H136ZM186 242V243H187ZM195 242V241H194ZM129 243V244H128ZM253 243V244H252ZM88 244H89V242H88ZM101 244V245H100ZM106 244H108V243H106ZM89 245V247H91ZM94 245V246H93ZM134 245H135V243H134ZM250 245H252V246H250ZM257 245V246H258ZM101 246V247H102ZM179 247L181 248V246H180V244H179ZM251 247V248H250ZM96 248V249H95ZM179 248V249H180ZM185 248V247H184ZM183 248V249H184ZM241 249V248H240ZM254 251V252H252V250ZM89 250H92V248H89ZM257 250V251H256ZM3 253H5L4 251H2ZM96 252V251H95ZM259 252L260 253V256L258 257V256H256L255 254H257V253ZM23 253V252H22ZM90 253H92V251H90ZM94 253V252H93ZM92 253V254H93ZM247 253V252H246ZM251 253H254V254H251ZM259 253H258V255H259ZM0 254H2L1 252H0ZM10 254V253H9ZM101 254V253H100ZM5 255H6V253H5ZM38 255V254H37ZM256 256V257H254V256ZM4 256V255H3ZM35 256H36V254H35ZM91 256V255H90ZM95 256H99L98 258L96 257H93L95 260H97L98 262L100 261V255H97V254H95ZM0 257H1V255H0ZM5 257V256H4ZM7 257V256H6ZM6 257L4 258V260H6L7 261V263L6 264H10L11 263V261H9L8 262V259L10 260V258H9V256H8V259H6ZM254 257V258H253ZM1 258H3V257H1ZM242 258V257H241ZM254 259H257V260H254ZM258 259H260V261L258 260ZM2 260V259H1ZM3 261V260H2ZM1 261V262H2ZM93 260H91V262H92ZM245 261H247V259L245 260ZM252 261V262H253ZM259 261V263H257V262ZM0 262V263H1ZM98 262H96V263H98ZM252 263V264H255V263ZM20 263V262H19ZM95 263V262H94ZM93 263V264H94ZM2 264V263H1ZM3 264H5V262H3ZM12 264V263H11ZM192 264H194V263H192Z\"/></svg>",
    "mask_w": 264,
    "mask_h": 264
}]
</instances>
